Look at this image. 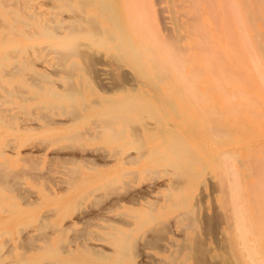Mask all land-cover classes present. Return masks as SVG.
<instances>
[{"label": "rangeland", "instance_id": "374dc122", "mask_svg": "<svg viewBox=\"0 0 264 264\" xmlns=\"http://www.w3.org/2000/svg\"><path fill=\"white\" fill-rule=\"evenodd\" d=\"M30 1H32V0H29L28 3H30ZM122 1L123 0H120L121 7L124 4V2L122 3ZM124 1H126V0H124ZM131 1H132V3L135 2L137 4L138 3L140 4L139 5L140 7L136 6L137 8H139V10H142L143 7L141 8V6H144L145 9L144 8L143 9L146 10L145 13H148L147 11L151 8L150 9L151 12L149 10L150 14L149 13L146 14V15H150L149 16L150 20H149V18L147 16H146L147 18L144 17L145 13L143 14L142 12L144 10H142V12L140 11V14L142 13V15H141L142 17L139 15L141 17V19H140V17H139V19L137 18L136 22L141 21V20H148V21L151 22L150 23L151 25L153 24V27L149 26L150 25L149 22H148V26L151 27L150 28L151 31L153 29V31H154V33L156 34L157 37L154 34H152L153 36H155L156 38H158V36H159L161 39L166 37V40L169 37L168 41H165V39H163L162 42H164V43L166 42L165 44L169 43L170 45L169 44L168 45H169L170 48L167 45L164 46V44H163V46L165 48H163L162 42H159V41H157V42H158V44L160 43V46L159 47L156 46V48H158V50H159V48L161 46H162V50L167 48L165 50V52L168 49H173L174 52L179 54L180 57L182 55L185 56V57L182 56L184 58V60H182L184 63H181L180 69L175 70V71L180 73L183 70L182 73L184 74V76H186L188 74V72H190L189 70L196 68V67H193L194 65L198 66V69H195L196 71L195 70H191L192 73L190 72V75L186 76L188 78L187 82L184 81V79L180 78V74H182V73H180L178 75V73L175 72V73H177V75H176L174 73V71L173 72L171 71L172 73L169 72V73L172 74L171 75L172 77L170 76L171 78H168L169 77L168 75H170V74L169 73L167 74V77H166L167 79H165V81L168 80V81H166L167 84H166L165 81H164L165 83L164 82L161 83V94L159 96L160 97L161 96H167L168 99L163 97L165 99V102L166 103L172 102L174 104V106H175V108L177 110V115H175V114H172V115L167 114L166 115L165 112L163 111V110L167 109L165 107V105H161L160 102H157L154 99H151V101L155 103L154 105L162 110L161 115H163V118L160 121H161V124L163 123V125L161 126V124L158 123L159 122L158 119H157V123H156L155 118L154 117H150L145 112H143L144 114L141 113L142 115L139 114L138 118L141 117V116L143 117L144 115L146 117L139 118V119L137 118L134 121L132 120V122L129 123V125H131V123H132V125L135 124V128L129 127V125L127 126V133H126V136H125V141L129 142V144H127V145H125L123 147V150L126 151L123 156L124 157H128L130 155H136L137 154V151L135 150V147H136L137 144H136V142L133 141L134 140V134L132 133L133 129L136 130L137 127H138V129L140 128L139 129V130H141V134L140 135L143 136L145 134L144 132L146 131L145 128L147 126L155 128L156 130H160V127L161 128L171 129L172 126H174V124H175L176 126H174V128H172V129H174V131H177L183 138H185V140L187 141L188 145L189 146L191 145L190 149L191 150L194 149L193 152L197 155L198 158L200 157L199 158V160H200L199 166L197 165L195 167L196 170L194 169L197 172V174L194 171L195 174L193 173L191 175H188L187 177L186 176L184 177L181 174H179L176 170H174L175 168H173L171 165L162 164V163H150V164H147V162L145 160L141 161V162H137V163H130V164L126 165V169H128L131 173L129 175L120 176L118 179H116L110 185V187H111L114 184L115 185V190H114V187H111V188H113V190H111L110 187H107V188H104L105 189L104 191L97 192L95 194V197H89L85 201L82 200L81 204L78 203L77 201L71 202V198L73 196L79 195L83 189L89 188V187L93 188V187H96L98 185V182H99L100 178L104 175L105 170H102V168L98 167L97 164L100 163V161H102V160H103V162H105V161H110V162L113 161V163L117 162L116 158L113 156L112 153H114L115 150L118 149V146L106 142L103 138L94 139V140H91L89 138H84V140H83V138H81V140L83 142L79 139L80 140L79 144H78V141H76V140H73L72 143H70L71 142L70 139H66V138L62 139L61 137H62L63 134L73 130L74 129L73 125H71V124H68L66 126L63 125L65 127L59 126V123L68 122L69 119H67L66 116H62V115L61 116H57V115H55V119L48 120V121H41L39 118H37V117H41L42 115H44L46 113L51 114L54 111V109L52 107H51V110H49L50 108L48 110L45 109L46 104L43 107L44 104L40 103L38 101V99L40 98L39 92L36 91V89L32 85H30L31 87H29V84L35 78H37L39 82L40 81L41 82L44 81L43 79L40 80L39 79L40 77H38V75L36 76V74H35V73H37L36 70L42 71V72L45 71V72H48V73H55L57 71V69H58L56 67L58 58H56L54 56L55 55L54 52L51 51L52 50L51 46H56L57 41L53 40L49 36H46V35L43 36V32H44V28L46 27V25H47V27H49L48 26L49 24H50V27L52 26L53 28H56L58 25L54 24V22L59 24V26H60V23L56 22V20L57 21L60 20V17L62 19H65V20L69 19L70 15L68 13L70 11L67 8L60 7L61 4H62V1L61 0H52V1H49V0H34L31 4H29V8L26 6L28 3L24 1L27 4H25V3H24L25 5L23 4L24 5L23 8H22V11L24 9L23 13H22L21 10H19V9H21L20 6L15 7V8H9V6L8 7H4L3 3H2V5L0 6V7H2V8H0V23L4 21L5 23L7 22L6 23L7 25L4 22L3 23L5 25L4 24H0V44L4 41L3 42V47L0 49V54L3 53V52L11 54V57L13 56L14 59H16V62L19 61L18 63H16L17 66L21 67L20 73H18V74L16 73V75L12 74V75H15V77L12 76V75L11 76L7 75L8 76L7 77L4 71L10 70L12 65H15L13 60H12L13 57L12 58L10 57L9 60L4 63L3 67L0 68V84L2 86L4 84V87L7 86V89H8L7 93H9V91L11 89L13 90L10 94H8L7 97H5V95H7V94H5L4 92H6L7 89L5 88L6 89V91H5L4 88L0 87V99H1L0 103L1 102L3 103L4 97L9 101L8 102L5 99L6 102H4V104L1 103L2 105L0 104L1 105L0 111L2 109H8V110L11 111L10 113L13 114V117L15 116L14 117L15 119H13V121L8 120L7 117L4 118L6 121L8 120L7 124L0 123V151H2L0 153V165H1L0 166V173H1L0 174V178H1V180L3 179L2 180L3 183L0 182L1 183L0 186L2 187V188L0 187L1 188L0 189V200H1L0 201L1 202L0 203V245H3V242L5 244L2 247L3 253H1V252L0 253L2 255V258L4 259L2 261L3 264L4 263L5 264H8V263L10 264L9 260L13 261L12 264L14 262H15L14 264H23L22 263L23 261H21V262L18 261L19 260L18 257H21L23 259H25V257H26V260L27 259L30 260L37 253L36 250H33V249L29 250V253H30L29 254L28 251L26 252L24 249H22L19 246H22L24 244H25V246H27V245H29V241H33L32 242L33 245L36 243L37 247H41L42 244H44L43 238L40 237L41 236L40 233H42L43 229H44V231L48 229L47 232H45L46 233L45 235L43 233L42 234H43V236H46V238H48L47 237L48 235L50 237H52V238L49 237L50 241H52L51 242L52 244L64 246V245H66L65 243H67L68 247H72L73 246V247H77V248L80 249L81 247L77 243L79 241L78 239H76V240L74 239L75 242L73 240H70L69 242H67V240L71 239V236H72V239H73V238H75V236L77 234L79 235V233L85 232V231H83V229L86 230V228L89 226L90 228L87 229L89 232H85L87 234H86V240H84V241H86V242H88L90 244H93L96 247H99V248H101V247L104 248L105 247L106 250H108V249L110 250L111 246L108 243L96 240L95 238H93V236L100 237V235H102V233L104 231H106L107 228L109 227V223L107 221L111 222L110 220H112L114 223L116 222V224L124 225L125 227H133L136 224V221L139 220V218L136 217V216L133 217L132 214H131L132 212L130 211V209L139 208V207L145 206V207H143L144 211L146 213H149L151 208L154 209L153 204H155V206L157 205L155 207V209H154L155 212H152L153 216L151 217L149 215H146V217H145L146 221L144 223L145 225L143 224L144 226L142 225L141 228H139L133 234L134 235V244L138 246L139 245L138 242L141 243L138 248H137V246H135L136 257H134V260H135V262L137 264H164L163 262H165L166 260H167L166 261L167 264H197L198 261H199L198 264H201V262L202 263H206V264H212V262H210V261H214L213 262L214 264H226L225 262H223V260L221 258L222 254H220V253L226 251V246H224V245H226V242L223 241V239H224L223 235L224 234H225V236L228 235V231H227V229L229 228L228 227V223L232 222V221H230V218L232 219V217H233V213L232 212H228V210L229 211L230 210L233 211L232 204L234 203V201H233V197L232 198H230V197L234 196V192H237L236 194L238 196L239 195L240 196L243 195L241 197L239 196L240 198L243 197L244 200L245 199L249 200V202L246 201L245 204H244V200H243V202L241 201L242 202L241 204H243L242 207L245 210L248 209V211H250V212L247 211L248 213H251V214L255 213L256 214V212L258 211V210H256V212H254L256 208L253 207L255 209H252V205L251 204L253 202V204H254L253 206H255V204L258 202L259 198L261 199L264 196V191H263L264 187L262 185V184H264V182H262V181L260 182V179H262L264 181V179H263L264 178V174L262 175V173H261V171H262L261 168L262 167H263V171L262 172H264V156H263L264 150L262 149V148H264V124H263L264 120H263V117H261V116L258 118V115L262 114L264 116V114L260 112V110L262 112H264V97H263L264 96V91H263L264 88H262V86L264 87V82L262 80V77L260 76V74L255 72L256 73V79H255V73H254L255 70L253 68H251V67L249 69L247 67H244L245 71L243 69H240V67L242 68V66L245 65V64L251 65L252 62H250L249 60H243L244 62H242L240 60L242 63L240 61H235V60H231L230 62H228V60L223 61V59H222V62H219L218 60H216V61L219 62V64H218L215 61L213 62L214 59H209L208 63L210 65V67H208L206 64L204 66H207L208 68L211 69V68H213L212 67V63H213L214 64L213 66H214V68L216 67L217 71H219V69H220L221 74H222V75L221 74L220 75L222 77H220L219 74H216L215 70H214L215 71L214 73H211V72H213L214 68L212 69V71L209 69V71L207 72L205 70V69H207V67L205 68L203 66V63H205V62H203V60H207L208 61V59H206L207 55L204 54V52H203V54L206 55V56H203V57H205V59H204L203 57H200V53H199V57L198 58H200V59L197 58L198 50H199V52L202 51L201 50L202 46L201 47L199 45L197 46L198 43H196V47H198L196 50L194 48L195 46L194 47L192 46L193 45L192 43L194 42V37H195V40L197 38H196V36L193 37V35H194L193 32H192L193 34L192 33H188V29H190L189 32L194 31V30L191 29V26L188 27V22L186 20L187 19L186 17H188L187 13H185L186 15L182 14V12L184 10H186L185 9L186 7L184 8V5H182L179 8L181 0H178V2L175 0L176 3H173L174 0L171 3H169V1H171V0H169V1L168 0H157V1L156 0H152V2L150 0L149 1L147 0L146 3L148 5L143 4L144 0H141V1L140 0H135V1L131 0ZM131 1L127 0V2H125L126 5L124 7L125 8L128 7V8L125 10V8L123 7L124 8L123 11L126 12L125 13L126 16H127V14L129 15L127 19L130 22H133L135 24L136 23L135 22L136 19H135V16L132 15L131 12H134L135 15H136L137 13H139L138 12L139 10L137 9V12L135 11L136 8H134V6H132ZM160 1H162V2L165 1V3H167L166 1H168L169 6L171 4V6L169 7V11L170 12L168 11V13H170L171 15H174L175 13L176 14L181 13V14H178V18L181 15L186 16V17H184V19H183L182 16L180 17V19H182L180 21V23L184 20L183 26L181 25L182 29L178 27L180 25L176 23L175 19H173V17H175V15L171 16L172 18L170 17V19L174 23L163 20L164 17H165V20L167 18L169 20V17L165 16L168 13H164L165 12L164 10H166V6H168V4H166V6H163V4H165V3H162ZM0 2H2V0H0ZM6 2H7V0H6ZM6 2L4 1V3H6ZM12 2H15V0L12 1ZM12 2L8 1V3H12ZM17 2L20 4V3H23V0H18ZM153 2H154V4L156 3L155 5L160 6V9L163 6L164 8H162L161 10H163L164 12L163 11L161 12L159 7H156L155 5H153ZM183 2H184V0H183ZM183 2H182V4H188V2H186V0H185L186 3L185 2L183 3ZM178 3H179V5H178ZM55 4L57 6L60 5L59 8H55L56 7ZM51 5H54V6H51ZM172 5H175V6L178 5V6H176L178 8V10L176 9V7L173 6L175 8L174 11L176 10L178 13L173 11ZM30 6L33 7V8H30ZM151 6L155 7V10L157 11L156 13H158L159 10H160V12L158 14H156L154 12L155 10H153L154 7H151ZM186 6H188V5H186ZM182 7H183V9H181ZM129 8H130V10L132 9L133 11L131 10V12H130ZM4 9L7 10V11L12 9L14 13L17 12L16 14H14L16 16L17 22L20 21V20L22 22L27 21L26 20V17H27V19L29 20L27 22V25L30 24L31 26H27L25 24V22H24V24L22 22L16 24V22H15V26H14L13 22H14L15 16L13 15V13H10V11H9V13H7L5 15V11H3ZM62 9H64V10H62ZM58 10L60 11V13H58L59 12ZM127 10L129 12H127ZM171 10H172V12H171ZM34 11L37 12V13L35 14ZM63 11H65V12L63 13ZM77 12L82 15V12H79V11H77ZM166 12H167V10H166ZM32 13H34V14H32ZM70 13L72 15V12H70ZM78 13L73 14L71 17L75 16ZM162 13H163V15H162ZM152 14H153V16H152ZM170 14H168V15L170 16ZM32 15H35V16H32ZM11 16H12V19H11ZM131 16H133V17L131 18ZM57 17H58V19H57ZM71 17H70V19H71ZM154 18L155 19L158 18V19H156V22L153 21V20H155ZM11 20H13V21H11ZM51 20H55V21H51ZM141 22H138V23H141ZM160 22L161 23L163 22L161 24V26L164 27L163 29L166 30L167 33H168V34L167 33L165 34V37L162 34V33H164V30L162 29V27H161V29H157L158 26H159L158 28H160ZM138 23H137V25L136 24L135 25L141 27L144 31H146V30L150 31V29H147L149 27H147V26L145 27V25H144L146 23V21L142 22L141 26ZM156 23H158V24H156ZM53 24H54V26H53ZM154 24L156 25V27H155ZM174 24H176L177 26L174 25ZM5 26H8V27H5ZM168 26L170 28L171 27H176V28H174L175 32L177 31L178 33H180V32L181 33L180 34L175 33L176 35H174V36H178V35H180V36L177 37V38L176 37L174 38L173 34L171 33V30L169 29L170 32H168L169 30H167L169 28ZM165 28H167V29H165ZM154 29H156V30H154ZM171 29H173V28H171ZM58 30H59V28H58ZM184 30H186V31L184 32ZM12 31L14 32V34H16V37H15V35H13ZM153 31L151 33H153ZM172 31H174V30H172ZM17 33H19L20 36ZM31 34H33L34 36L31 35ZM159 34H161V35H159ZM169 34L172 36V38H173V39L171 38L172 40H169L170 37H171ZM181 34H187V36H189L191 34L192 36L191 35L189 37H187L185 35L181 36ZM3 35H5V37H2ZM29 35H31L33 37L27 38V37H30ZM183 37H185V39ZM2 38H4V40H2ZM156 38H154L155 41L157 40ZM182 38L184 40H182ZM161 39H160V41H161ZM178 40H179V42H178ZM82 42L83 43L85 42V43L83 44ZM149 42H150V40H149ZM151 42H152V40H151ZM182 42H183V44H182ZM196 42H197V40H196ZM81 43L84 46L88 44V42L86 40H81ZM158 44H156V45H158ZM174 44H175V46H174ZM185 44H186V46L188 44L189 47L186 48ZM178 45H179V47H178ZM181 45H182V47L183 46H185V47L182 48ZM84 46L81 47L83 49L80 48V52L83 51L84 55L86 54L85 52H87L88 55H89V53H91V55H89V56L90 57L92 56V58H94L95 60L98 58L99 61L96 60V62L98 61L97 63L99 65L96 62H94V61H93L94 62L93 63L91 61L89 62L88 60H84V59H87V58L82 59L83 56L81 55L82 53H80L81 56L80 55L79 56H80V58L81 57L82 58L80 59L79 56H78V57H76L74 59L77 60L81 65H83V67H84V65L87 67L90 64H93V65H91L93 67V69H90V66H89V68H87L88 71L86 70L87 74H86L85 71L84 72L82 71L81 74H79L78 76L75 77L76 78V82L82 83L83 81H85L86 78H88V79L91 80L90 83H89L90 84V89H94V88H97V87L110 88L113 85L116 86L115 84H117V85L121 84L122 85L123 82L125 84L128 83V82H129V84H135L137 82H141L142 79H140L133 72H131L130 69L128 67H126V66L121 68V70H122L121 72H124L126 74L117 72V71H120V69H119L120 67L119 66L122 63L118 62L119 65H118V68H117V62L115 61L113 56L110 55L111 52H109L107 50H104L102 48H99V47L91 46V48L94 51L93 53H97L96 54V58H95V56H94L95 54H93L91 52L92 49L88 50V48H90V47L86 48ZM47 47L49 48V50L51 48L50 52H48V49H47V51L45 50ZM173 47H175V49ZM190 47L193 50L192 49L190 50ZM179 48H180V50H179ZM17 49H19V51H17ZM182 49H184V50H182ZM15 50L17 52H19V53H17ZM156 51H157V49H156ZM159 51H157V52H159ZM180 51H181V53H180ZM183 51H185L187 54L186 53L185 54L182 53ZM14 52H16V53H14ZM162 52L163 51H161V53ZM165 52H163V53H165ZM189 53H191L192 56H190ZM159 54H160V52H159ZM159 54H158V56L160 57V62L162 61V63L163 62L165 63L164 58L166 60H168L167 59L168 57L166 58L165 56H163V54H162V56L159 55ZM201 54H202V52H201ZM105 55H107L108 58ZM166 56H167V53H166ZM182 57H181V59H183ZM191 59H192V61H191ZM196 59H197V61H196ZM24 60H26V64H24L25 67H23V64L21 63ZM30 60H32V63L30 62ZM82 60L84 62L88 61V63H90V64H88V63H87V65L85 63L83 64ZM193 60H195V61H193ZM189 61H191V62L189 63ZM211 61H212V63L210 64ZM233 61L236 62L235 66H233V64H234ZM247 61H249L250 63H248ZM186 62L188 63L187 66H189L187 68L185 67L186 66ZM215 63H217V64H215ZM222 63L224 65L221 66L220 64H222ZM229 63H230V65H229ZM33 64H35L37 66H35ZM192 64H193V66H192ZM217 65H220V67L218 66V69H217ZM231 65H232V70L233 71L232 70H228V68L229 69L231 68L230 67ZM108 66H110V69H109ZM122 66H123V64H122ZM183 66L186 69H182L181 70V68H183ZM201 67L203 68V71L205 73V75L203 74V77H202V73L200 74V72L202 71ZM226 67H227L226 71L228 73L225 70H222V69H225ZM245 68H247V71H246ZM1 69H4V70L1 71ZM89 69H90V71L91 70H93V71L88 74ZM111 69L115 70V71L113 70L115 74L113 73V71ZM108 70H111L112 73H111V71H108ZM198 70L199 71L201 70V71L198 73ZM239 70L240 71L242 70V72H240V73L242 74L243 77H240L241 75H240V73H238ZM224 71L226 72L225 75L223 74V73H225ZM235 72H237V73H235ZM31 73H32V77L31 78H33V79L30 81L28 79H31L30 78ZM109 73H111V75H115V76L119 73L121 76L118 75L117 78L114 76V78L111 79L113 76H111ZM193 73L196 74V76ZM208 73H210L211 75L208 74ZM217 73H219V72H217ZM19 74H21V75H19ZM183 74L181 75V77H184ZM198 74H199V76H198ZM212 74H213L214 77H215V75H218V76H216V77H218V79L219 78H223L224 79V81H223L224 84L222 83L223 79L219 80V84H220V81H221L222 85H224L222 87L223 88V92H221L222 90H221L220 87L216 89L217 84H215V82L216 81L218 82V79L215 78L217 80L213 81L214 78H213ZM228 74H230L229 76H232L231 77L232 78L231 81H229L230 77L227 76ZM234 74L236 75L235 77H237V81H239L240 84L243 83L246 80H247V82L243 83V85H240L239 82L238 83L236 82V84H235L236 79H235V77H233ZM122 75L124 76V78H126L129 81H127L126 79L121 80L119 77L123 78ZM125 75H127L128 78L132 77L131 81L133 83L130 81V79L127 78V76L125 77ZM34 76H36V77H34ZM79 76L81 77V79H80ZM175 76H178V77H175ZM194 76L195 77H199V78L202 77V78L201 79H199V78L196 79ZM244 77L245 78L247 77L248 79H250V81L248 79H245ZM258 77H259V79L257 80ZM9 78H10V80H9ZM12 78H13V80H12ZM176 78H179L180 80L176 79ZM243 78H244V81H243ZM117 79H118L119 83H120V81H123V82L118 84ZM169 79H171V80H169ZM189 80H191V82ZM198 80H200V81H198ZM259 80L262 81V83H260V85H259V82L258 83L255 82V81H259ZM56 81H57V79H56ZM62 81H65V80L63 79ZM179 81H180V83L182 82V84H180ZM196 81H198L199 85L198 84L195 85V83H197ZM184 82L187 83V84L189 83L187 86L189 87V85H190V87H191V89L187 87L188 89L191 90L190 97H188L189 96V92H188L189 90H186L187 88H186V84ZM229 82H231V85L229 84ZM248 82L250 84H248V87H247V83ZM174 83L176 84L175 86L173 85ZM206 83H207V87H206ZM251 83H253V84H251ZM17 84H20V85H17ZM40 84L44 85V87H47L49 85L46 82H42ZM170 84L173 85L172 88H173L174 91L177 90L176 92H179L178 94H175L174 91L172 92V90H171V92H169L168 89H170V88L165 90V88L169 87ZM237 84L240 86L241 89H243V88H245V89L242 90V91L239 89V90H237L238 92H236L235 90H236V88L238 86ZM244 84H246V86ZM261 84H263V85H261ZM166 85H167V87H166ZM179 85H182L183 89L186 90V91L183 92L182 87H179V88H181V89H179L177 87ZM184 85H185V87H184ZM213 85H215L216 87L212 88ZM222 85H220V86H222ZM228 85H229V88H228ZM234 85H236V88H235ZM225 86H226V88H224ZM231 86H232V89H231ZM260 86H261V88H260ZM18 87H20L22 90L23 89H25V90L28 89L27 90L28 92L26 91L28 94L27 93L22 94V95L27 96L26 99H25L24 96H23V99H22L21 94L20 93H16L18 96H20V97L17 96L18 98L22 99L23 101H26L25 103H23L22 100H19L17 97H14L15 95H13V94H15V91H14L15 89L16 90H21L20 88L18 89ZM174 87H176V88H174ZM192 87H194V88H192ZM250 87H252V88H250ZM196 89H198V90H196ZM209 89H212V90H209ZM218 89H220V92H218ZM259 89L260 90L263 89L262 90L263 92L261 91V93H260ZM25 90H24V92H25ZM180 90H182V91H180ZM231 90H234V91H231ZM145 91L148 92L147 96H144L145 98H148V97L149 98H153V97L155 98V97L158 96V94L156 95V93L151 91L149 88H146ZM97 92H98L97 96H105V94H106L105 90L102 91L100 89H97ZM182 92L183 93L187 92V93H185V94H188L187 96L185 95V98L187 97L186 99H184V96H183ZM193 92L195 94L197 92V95H199V94L200 95L198 97H194V96H197V95H195ZM33 94H34V96H33ZM244 94H245V96H244ZM1 95H3V97ZM9 95L11 96L10 97L11 100L9 99ZM28 96L36 97L37 99L36 98L33 99L31 97L32 100L29 101L30 97H28ZM201 96H202V98L204 100L201 98ZM93 97H95V95H93V94L88 95V99H92ZM180 97L181 98L183 97V99H181ZM193 97L195 99L198 98V99H196V101L198 100L199 102L195 101V103H194L195 99H188V98H193ZM207 97H210L211 99L209 98V100H205V99H207ZM231 97H233V98L231 99ZM246 97L248 98L247 102L245 100ZM200 99H201L202 102L203 101L204 102L202 103L200 101ZM230 99L233 101V103H232V101H230ZM252 101H254L255 104ZM248 102H251V103H249V105H248ZM205 103H207V104H205ZM230 103H231V105L233 107L230 106ZM242 104H243L244 107L242 106ZM246 105H248V106H250V105L252 106L253 105L254 108L247 107ZM37 106L42 111H40L37 108ZM209 106L213 107V108L212 107H210V108L213 110L212 112L214 114H215V112H218V113L215 114V115L213 113H211V109L209 110ZM42 107L44 109H41ZM196 107H198V109L200 107L201 111L199 110V112H200L199 115H201L202 113H204V116H206L207 114H209L211 116L213 115V117L215 119V122L212 120L213 117L211 119L210 116H208V118L210 119V122L212 124H210V122L207 120L208 118H206L204 116H202V118H206V120L204 119V121H203V119H201V117H199L198 114L196 115V113L198 112V111L197 112L195 111V109H197ZM205 107H207V109L209 111V113L207 112L206 115H205L206 111L204 109ZM256 107H257V109H256ZM32 108H33V111H32ZM232 108H234L235 110L232 109ZM245 108L248 109V112L250 111L249 109H251V111H250L251 114L247 112L250 115V118L247 117L249 115H247L244 118L243 111H245V112L247 111V109H245ZM188 109H191V110L188 111ZM202 109H204V112L202 111ZM252 109H253V111H252ZM26 110L28 112H30V113L25 112ZM236 110L238 111V114L242 113V115H239L237 118L241 119L243 117V119L238 120V119H236V117H234L235 115H238ZM228 111H233V113L230 112V114L232 113L234 116L232 114L231 115L235 119H233V117L231 115H230L231 117L228 119V117H227V116H229L228 115L229 114ZM256 111L259 112V113L257 114ZM41 112L44 113V114H41ZM235 112H236V114H235ZM253 112H254V114H253ZM89 113H92V112L89 111L88 114ZM219 113H220V115H219ZM247 113H245V115ZM194 115H195V117H194ZM186 116L187 117L189 116L188 119H187ZM256 116L258 118V119H256L258 122H256V120H255ZM216 117H218L217 118L218 120H216ZM251 117H253V118L255 117L254 118V122L258 125L257 127L254 126L255 125L254 123H252L253 118H251ZM197 119H198L199 122L198 123L195 122V124H194V121L195 120L197 121ZM259 119H261V120H259ZM192 120H194V121H192ZM236 120H238V122H236ZM147 121H149V122H147ZM228 121H229V123H228ZM239 121L240 122L243 121L244 124L241 122L242 125H240ZM92 122H93L92 120L85 121L84 123H82V125L80 127L81 128L85 127L86 129H90V130L95 129V131H97L98 129H96V126ZM144 122H145V124H144ZM207 122H209V123H207ZM136 123H138L139 126ZM168 123H169V125H168ZM233 123L236 126L233 127ZM249 123H252V124H249ZM186 124H187V126H186ZM260 124H261V127L259 128ZM170 125H171V127H170ZM211 125H214V127L220 128V130L218 128H216L218 131H214L215 128L213 126H211ZM246 125H247V127H246ZM131 128H133V129H131ZM206 128H208V129L211 128L210 131L212 130V132H210L209 130H208L209 131L208 132ZM227 129H229L228 130L229 132L227 131ZM242 129L243 130L246 129V130L242 131ZM249 129L251 130L252 133H254V132L256 133L255 136H254V134L248 133V132H250ZM213 131L216 134H218L219 136L216 135ZM220 131H225V133H227V134L222 133ZM259 131H260V134H259ZM138 132H140V131H138ZM245 132L247 133V135H246ZM229 133L232 135L234 142L233 141L229 142V140H230L229 138L230 137L226 138L227 136H229ZM243 133H245V134H243ZM205 134H207V135H205ZM220 134H222V135L220 136ZM210 135H212L214 138L211 137ZM225 135H226V137H225ZM205 138H208V139H205ZM217 138H220V139H218L220 142L217 140ZM222 138H224V139L226 138V139L225 140L223 139V141H222ZM241 138H243V140ZM86 139H88V140H86ZM239 139H241V140H239ZM216 140H217V142H216ZM239 141H242V142H239ZM243 141H245V143ZM73 142L74 143L76 142V143L74 144ZM237 143H238V145H237ZM154 144H155V141L148 142V146H153ZM226 144L228 145V147H227ZM3 148L5 149L4 153H3ZM201 148L202 149L204 148V149L202 150ZM256 148H260L262 150V153H261L260 149L257 150ZM254 149L257 150V151H254ZM32 153H34V155H32ZM225 153H228V155H230V154L233 155L234 154V156L236 158L233 156V158H231V159L230 158L225 159V158H227L225 156H228ZM236 153L239 154L238 155L239 157L237 156ZM255 154H256V156H255ZM68 155H73V156L87 155V156H91V157H94V158L98 159V161H96L97 163H95L96 166L93 167L94 161H92V163L91 162L90 163L89 162L77 163L78 162L77 159L65 157V156H68ZM218 155L221 156V157L219 158ZM231 155L228 156V157H232ZM252 155L255 156V158L251 159V161L252 160L253 161L250 164V166L254 165L255 169L253 167L251 168L249 166V162H251V161L248 158L250 156L253 158ZM261 156H263V157H261ZM212 157H214V158H212ZM215 159H216L215 163H212L211 160L213 161ZM229 159L232 160V161H230ZM233 159H234L235 162H233ZM245 159H247V160H246V162L243 163V161H245ZM226 160H228L230 163L228 161L226 162ZM248 160H249V162H247ZM255 160L258 161L257 165H260V166H256V163H255L256 161ZM260 160H261V164H259ZM201 161H204V163H202L204 166L201 165ZM219 161H221L222 164ZM237 161H238V163H237ZM240 161H241V163H240ZM2 162H4V163L8 162L6 164L8 166H4L5 164H3ZM209 162H210V164H209ZM232 162H233L234 165H231L232 166V168H231L230 164ZM223 163L225 165H227V166L225 167L223 165ZM213 164H215L216 166L213 165ZM217 164L218 165L221 164V165H219L217 167ZM228 165L230 166V168H228ZM239 165H243L245 167L246 171H244V169H243L244 167L240 168L241 166H239ZM234 166L237 167V169H235ZM204 167H207V168H204ZM247 167L250 168V171L248 170ZM74 168L75 169H79V171L76 170L77 172H74ZM223 168L226 170L227 173L223 170ZM238 168H240V170ZM257 168H259V170L260 169L261 170L258 171ZM11 169H13L15 171H13ZM71 169L73 170L74 174L77 173L75 175L82 176L83 179H84L83 184L79 185L77 188H74V189H73V187L71 185L68 184L67 173L69 171L72 172ZM218 169H220L221 171L223 170L219 174L220 177H218V175H216V174H218L217 173ZM251 169L254 170V171L257 170L258 172L257 171H255V172L260 173L263 176V178L260 177L261 175L255 174V173H252V175H251L252 177H250V175H248V172H249V174H251V172H254ZM4 170H7V171L10 172V174H8L9 176L8 175L7 176L3 175L4 172H7V171H4ZM220 170L218 172H220ZM227 170H229L230 172L227 171ZM240 171H241V173H240ZM16 172H18V175H17ZM70 172H69V174H70ZM224 172H225L226 177H223L225 175H223L222 177H223L224 184L227 183V188L229 187L228 184L230 183L229 184L230 187L228 189H226V184H225V186L223 184V186H224L223 187L222 183H220V182H222L221 175L224 174ZM231 172H233L234 176H233V174ZM11 173H13L14 175H11ZM78 173L81 174V175H79ZM227 174L232 177L231 178L232 180L229 178L230 176L227 177L228 176ZM237 174H240L242 176L241 179H243V180H241V182H240V183H242V185L240 183H238V184H235V186H232V184L236 183V181H238V182L240 181V178H239L240 175H238L239 176L238 177ZM245 174L248 175L249 177H247ZM258 175H259V177H256ZM13 176H16V177L13 178ZM181 176H182V178H180ZM188 177H190V178H188ZM254 177L256 178V180H259V181L256 182ZM20 178H21V181H20L21 183L17 184L19 182ZM183 178L185 180V181L183 180L184 182L182 181ZM185 178H187V180ZM228 178L233 183L230 180H229V183H228L227 182ZM10 179H11V181H10ZM15 179H17L16 180L17 183L15 182ZM234 179L236 181H233ZM8 180L10 182H9V184H6V183H8L7 182ZM123 180L124 181L127 180V181L123 183ZM216 180L218 181V183H217ZM247 180L248 181L250 180V182H248ZM176 182L182 183V184H179L180 186L178 185V189H176L177 187H175V185H176L175 183ZM249 183H252L253 187L258 186V185H261V186H259L260 188L256 187L255 189L253 188V190L251 189L253 191L252 192L249 189L250 187H252V184H249ZM255 183H258V185L256 184L254 186ZM20 184H21V186H20ZM192 184H193V186H192ZM118 185H119V188L116 187ZM181 185L183 187H181ZM237 185L240 186V189H241V190H239L240 192H242V189H243V192H244V193L242 192L243 194H238L240 192H238V190H237L239 188V187L238 188L236 187ZM246 185H251V186L249 187V186H246ZM231 186L234 187V188H237V189H235V191L232 190L233 194L231 193V191L229 192V189L231 188ZM171 187L174 188V191H173V189L170 190ZM185 187H186V189H184ZM220 187H221L222 190L226 189L227 190L226 192L227 193L229 192V193L227 194L224 191V192H222L223 195H221L222 194L221 193L222 190H220ZM262 187H263V189H262ZM5 188L7 190H5ZM16 188L18 190H16ZM19 188H20V190H19ZM116 188H118V189H116ZM257 189H259V190H257ZM261 189L263 191V194H262L263 196L260 194L261 193ZM177 190H178V192H177ZM215 190H216V192H215ZM249 190L251 191V194H252L251 196H250V191ZM254 190H256V191H254ZM13 191H14V194H13ZM48 192L53 193L55 195V199L50 200L48 198ZM257 192L258 193L260 192V193L258 194ZM224 193L226 195H228V196L227 197L224 196ZM255 193H257L256 195H258L256 197V198H258V200L252 199V198H254L256 196ZM19 194H25L28 197L22 200L21 197H18V196L16 197V195H19ZM169 195H172L171 196L172 198ZM259 195L261 197H259ZM166 196L169 197L172 201H170V199L167 198ZM183 196H184V198H183ZM223 196L225 198H223ZM185 197H186V199H185ZM221 198H222V200L226 199V201L225 200L222 201ZM165 200H167V202ZM230 201H233L232 204H231ZM235 201H239L240 202V199L239 200L237 199ZM261 201H259L256 204L257 207H258L259 203L264 204V202H263L264 201V197H263V200H261ZM223 202H224L225 205L222 204ZM225 202L229 206H226ZM11 203H14L16 205L15 206H14V204L11 205ZM133 203H135L137 205H135ZM174 203L176 204V206H175ZM150 204L152 206H150ZM192 204L193 205L195 204V206H198V207L194 206V208H193ZM248 204H249L250 208H247V207H249ZM76 205H79V207L76 206ZM185 205H187V206H185ZM223 205H224V207L226 206L225 208L228 207V209L224 210ZM149 206H150V208H148ZM184 207H186V208H184ZM3 209H4V211H3ZM9 210H11V211H9ZM181 212L182 213L185 212V213L181 214ZM196 213H200V214H196ZM189 214H191L190 216L193 215V217H198V218L192 219L193 217H189ZM251 214H249L251 216V219H255L254 217H256V215L252 216ZM182 215H184V216H182ZM196 215H199V216H196ZM228 215L230 217H228ZM181 216H182V219L184 220L183 223L181 222L182 221L181 220ZM185 216L189 217L190 220H188L187 217H185ZM224 216H225V218L228 217V220H226L224 218ZM183 217H185V218H183ZM222 217L224 218V220H223ZM178 219L181 220V221L176 223V221ZM191 219L193 221L195 220V222H193ZM197 219H201V221L200 220L196 221ZM45 220H48V222L46 221L47 223H49V224H47L48 226L53 227L55 225L54 228L55 227L56 228L59 227L58 232L57 233L56 232L53 233L52 232L53 228H49L47 225L44 224ZM186 220L188 222H186ZM40 221L44 222V223H42L43 224L42 227H44V228H42V227L39 228V226H41V222ZM159 221L162 222V223L164 222V223L163 224L160 223V225H159ZM167 221L169 223H171V224L173 223V226H171V224H169L171 226V228L173 227L172 228L173 230L170 227H169L170 229H168V230H167V227L162 228V226H164V224H166V223L168 224ZM224 222H227V224H225ZM155 223H157L156 226L154 225ZM179 223H182V225H180ZM44 225L47 228H45ZM68 225L69 226L72 225V227H70V228L71 229L74 228L77 233L76 232L73 233L72 230L70 228H68L69 232L66 229L65 231L68 232V233L66 234L65 237H63V235H62V231L63 230L61 232L59 230L62 229L63 227H65V226H68ZM230 225H231V223H230ZM100 226L101 227H107V228H105L106 230H104V228H100ZM181 226L184 227L183 230H185L187 228L186 229L187 232L186 231L182 232V233H184V238H185L186 241L182 240L184 238H181L183 236L182 233H181V230H182L183 227L181 228ZM187 226H190V227H187ZM208 226H210V227H208ZM152 227H153V230H152ZM200 227L203 230H200ZM225 227L227 229H225ZM56 228L54 229L55 231H56ZM148 228H150V229H148ZM158 228L161 229V232L162 231L165 232L161 236V239L158 236L159 234L156 235V232L157 233L160 232V230H158ZM205 229L207 230L206 231L207 234L209 232H211L212 235L211 234L206 235L205 234L206 232L204 233ZM209 229H210V231H208ZM148 230H150V232ZM169 230L171 232H173V234H176V235H173L171 232H169ZM191 230H194V231H191ZM211 230L215 233L214 237H213V233H212ZM4 231H7V233L4 232ZM166 232H169V233H166ZM150 233H151V235L154 233L153 234L154 238L158 236L157 240L154 239L153 237L151 238ZM162 233H160V234H162ZM73 235H74V237H73ZM91 235H92V237H91ZM164 235H165V238L163 239ZM180 235H182V236L180 237ZM199 235H200L199 238H201L200 241L197 238ZM139 236H141L140 240L136 238V237L139 238ZM149 236H150V238L148 239ZM207 236L209 238H206ZM24 237L26 238L25 240L22 239ZM27 237H29V238H27ZM32 237H33L34 240L37 239V240H35L37 242H35L34 240H30V239H32ZM194 237H195V240H193ZM216 237H217V239H216ZM40 238H42V241H40ZM60 238L63 239L62 240L63 242L61 241ZM65 238H66V240H65ZM67 238H69V239H67ZM146 238L149 241L152 239V242L154 243V245L151 244L152 242H149ZM202 239L206 240L207 244ZM137 240H139V241H137ZM181 240H182V242L184 241L183 243L187 244L186 246L184 245V248L182 246L183 243L181 244L182 247L180 246ZM5 241H6V243H5ZM167 241H169V242H167ZM171 241H173V243ZM212 241H213V243H212ZM21 242L23 243L22 245H20ZM60 242H62V244ZM70 242H72V243L69 244ZM194 242L195 243L197 242V244H195ZM136 243H138V244H136ZM170 243H172L171 246L169 245ZM147 244L149 245V248H147L148 247ZM156 244L159 245V247H161V248H159ZM172 245L173 246L175 245V246L173 247ZM193 245H194V249H196V250L193 249ZM67 246H65V247L67 248ZM162 246H164V248H163L164 250L162 249ZM167 247L169 248V250H168ZM203 247L205 249H203ZM210 247L212 248V249H210L211 251L209 250ZM165 248L167 249V251H166ZM187 248H189V249H187ZM220 248L223 249V250H220ZM4 249H5V251H4ZM138 249L140 250V252H139ZM179 249H181V250H179ZM9 250L10 251L12 250V253H9V254H13V255H11V257H10V255L9 256L6 255L7 251H9ZM160 250L163 251V252H160ZM202 250H204L206 252L210 251L211 254L208 253L209 255L208 254H206V255L204 254L203 255L202 253L204 251H202ZM19 251L24 254L23 257L20 256V255H22V253H20V255L18 254ZM30 251H34V252H30ZM198 251H200V252L202 251L201 252L202 256L200 254H199L200 257L197 255L198 253H196V252H198ZM179 252H182V253L180 254ZM193 254H195L197 256V258ZM192 255L195 256V258L197 260L199 258V260L198 261H194L195 258L192 257ZM59 256L62 257V258L64 257L63 253H60ZM14 258H17L18 260H15ZM174 258L176 260H173ZM23 259H20V260H23ZM49 262H50V260H49ZM49 262L47 264H50ZM41 264H46V260L42 261ZM83 264H85V263H83Z\"/></svg>", "mask_w": 264, "mask_h": 264}, {"label": "bare ground", "instance_id": "6f19581e", "mask_svg": "<svg viewBox=\"0 0 264 264\" xmlns=\"http://www.w3.org/2000/svg\"><path fill=\"white\" fill-rule=\"evenodd\" d=\"M4 1L6 2V0H2V2H0V6L2 5V3H3V6L4 7H8L9 6V8H15V7H18V6H20V8L21 9H19V10H21L22 11V8H23V6L25 5V4H27L28 3V1L29 0H23V3H18L16 0H15V2H12V1H14V0H7V2L6 3H4ZM8 1L9 2H12V3H8ZM27 2V3H25V2ZM34 0H32V1H30V3H28L26 6L29 8V4H31L32 2H33ZM49 1H52V0H49ZM62 1V4H61V6L60 5H56V7L55 8H59V6L60 7H64V8H67L70 12H72V15L73 14H75V13H78L77 11H79V12H82V15L80 14V13H78V14H76L75 16H73V17H71L72 15H71V13L69 12L68 14L70 15L69 16V21L68 20H65V19H62L61 17H60V20L59 21H57L56 20V22H59L60 23V26H59V24H57V23H55L54 22V24H56V25H58L56 28H53L52 26V28L50 27V24L48 25L49 27H47V25H46V27L44 28V32H43V36L44 35H46V36H49V37H51L53 40H56L57 41V44H56V46H51L52 47V50H51V48H50V50L52 51V52H54V56L56 57V58H58V60H57V64H56V67L58 68L57 69V71L55 72V73H48V72H45V71H38V70H36L37 71V73H35L36 74V76L38 75V77H40L39 79L40 80H44V81H42V82H46V83H48L49 85L47 86V87H44V85H41L40 83H42L41 81L39 82L38 81V79L37 78H35V79H33V78H31L32 77V73H31V76H30V78L31 79H28V80H32L31 81V83L29 84V87H31L30 85H32L35 89H36V91H38L39 92V94H40V98L38 99V101L40 102V103H43L42 105H43V107L45 106V104H46V106H45V109H49V110H51V107L54 109V111H53V113H51V114H49V113H46V114H44V113H42L41 112V114H44V115H40L41 117H37V118H39L41 121H48V120H52V119H55V115H57V116H66V118L67 119H69L68 120V122H62V123H59V126H63V125H68V124H71V125H73V127H74V129L73 130H71L70 132H67V133H65V134H63L62 135V139H64V138H66V139H70L71 140V142L70 143H72V141L73 140H76V141H78V144L80 143V140H81V138H83V140H84V138H89V139H91V140H94V139H99V138H103L106 142H108V143H110V144H114V145H117L118 146V149L117 150H115V152L114 153H112L113 154V156L116 158V160H117V162H115V163H113V161L112 162H110V161H105V162H103V160L102 161H100V163H98L97 164V166L98 167H100V168H102V170H105V172H104V175L100 178V180H99V182H98V185L96 186V187H89V188H85V189H83L82 191H81V193L79 194V195H77V196H73L72 198H71V202H74V201H77L78 203H80L81 204V202H82V200L83 201H85L87 198H89V197H95V194L97 193V192H99V191H104L105 189L104 188H107V187H110V185L116 180V179H118L120 176H125V175H129L131 172L128 170V169H126V165L127 164H130V163H137V162H141V161H146L147 162V164H150V163H162V164H168V165H171L173 168H175L174 170H176L179 174H181L182 176H188V175H191V174H193L194 173V171L196 170L195 169V167L198 165L199 166V163H200V160H199V158L197 157V155L193 152L194 151V149L193 150H191L190 149V146L188 145V143H187V141L185 140V138H183L177 131H174V129H172V128H174V126H176L175 124H174V126H172V128L171 129H168V128H161L160 126V130H156L155 128H152V127H150V126H147L146 128H145V134L143 135V136H141L140 134H141V130H139L138 129V127H137V129L136 130H134L133 128H135V124H133L132 125V123H131V125H129V123L130 122H132V120L134 121L135 119H137L138 118V116H139V114L140 115H142L141 113H143V112H145V113H147L150 117H154L155 118V120H156V123H157V119L159 120V122L158 123H160L161 124V119L163 118V115H161V113H162V110L161 109H159L158 107H156L154 104V102H152L151 101V99H154L155 101H157V102H160L161 103V105H165V107L167 108V109H165V110H163L164 112H165V114L167 115V114H170V115H172V114H175V115H177V110H176V108H175V106H174V104L172 103V102H169V103H166L165 102V99L164 98H166V99H168L167 98V96H159L160 94H161V83H163L164 81H165V79H167L166 77H167V74L169 73V72H173L174 71V73L175 72H177V71H175V70H178V69H180V67H181V63H184L182 60H184V58L182 57V56H184V55H182L181 57L183 58V59H181V57L179 56V54H177V53H175L174 52V50L173 49H168L166 52H165V50L167 49H163L162 50V46H163V44H164V46H168L169 47V45L168 44H165L164 42H162V40L163 39H165V41H168V38H167V40H166V37H165V34L167 33V31L166 30H164L163 28L164 27H162L161 26V24L163 23H161L160 22V28H158L157 27V29H161V27H162V29L164 30V33H162L163 35H164V37L165 38H163V39H161L159 36H158V38H156L157 36H156V34L154 33V31H153V29H152V31H153V33H151L152 31H151V27H153V24L151 25L150 23V21H148V20H141L142 22H145L146 21V23L144 24L145 25V27L147 26V27H149V26H151V27H149V28H147V29H150V31L149 30H146V31H144L141 27H139V26H136L137 25V23L138 22H141V21H138V22H136L137 21V18L139 19V17L142 15V13L144 14L145 13V11L146 10H144L145 8H144V6H141V8H142V10H144L143 12H142V10H139V8H137L136 6H139L140 4L138 3H132V1H131V4H132V6H134V8H136V12H137V9L139 10L138 12L139 13H137L136 15H135V13L134 12H131V10H130V8H129V10H130V12L132 13V15H134L135 16V24L133 23V22H130L127 18H128V14H127V16L125 15V13L126 12H124L123 11V9L125 8L124 6L126 5V3L125 2H127V0L126 1H122V3L124 2V4L122 5V7H121V4H120V0H61ZM133 1H135V0H133ZM141 1V0H140ZM149 1V0H148ZM151 2H152V0H150ZM157 1V0H156ZM169 1V0H168ZM168 1H166L167 3H165V1H160V2H162V3H165V4H163V6H166V4H168ZM173 0H171V1H169V3H171ZM175 1V0H174ZM173 1V3H176V1L178 2V0H176L175 2ZM145 2V3H144ZM144 2H143V4H146V5H148L146 2H147V0H144ZM182 2H183V0H181V3H180V6H179V8L182 6V5H184V8L186 9V10H184L183 12H182V14H185V13H187V16L188 17H186V16H183V15H181L182 17H183V19H184V17H186L187 19V22H188V27H190L191 26V29L192 30H194V31H191V32H189L190 31V29H188V33H194V35H193V37L194 36H196V40H197V42H196V40H195V37H194V42L192 43L193 45V47L195 48V50L198 48V47H196V43H198L197 44V46L199 45L200 47L202 46V51H200L199 52V50H198V53H197V58L199 57V53H200V57H203V56H206V59H208V61L207 60H203V62H205V63H203V66L206 64L208 67H210V65H209V59H214L213 60V62L215 61V62H217L218 64H219V62H222V59H223V61H226V60H228V62H230L231 60H235V61H242V62H244L243 60H249L250 62H252V64L251 65H247V64H245V65H241L242 66V68L240 67V69H243L244 70V67H247L248 69L251 67V68H253L255 71H254V73L256 72V73H258V74H260V76L262 77V80H263V82H264V0H186V2H188V4H182ZM184 2H185V0H184ZM183 2V3H184ZM185 2V3H186ZM25 3V4H24ZM24 4V5H23ZM137 4V5H136ZM156 4V3H155ZM154 4V2H153V5H155ZM129 5V4H128ZM161 5V4H160ZM178 5H179V3H178ZM178 5H176V6H178ZM186 5H188V6H186ZM22 6V7H21ZM51 6H54V5H51ZM156 7H159V9H160V6H157V5H155ZM161 7V9L162 8H164V7ZM170 6H171V4H170ZM169 4H168V6H166V10H167V12H166V10H161V12L163 11L164 13H168V11H169ZM176 7L175 5H172V7ZM3 7V8H4ZM26 7V8H27ZM124 7V8H123ZM140 7V6H139ZM148 7V6H147ZM151 7H154V6H151ZM172 8L173 9V11H174V9L175 8ZM0 8H2V7H0ZM30 8H33V7H31L30 6ZM128 7H126L125 8V10L127 9ZM168 8V9H167ZM148 9V8H147ZM151 9V8H150ZM149 9V10H150ZM176 9L178 10V8L176 7ZM181 9H183V7L181 8ZM62 10H64V9H62ZM66 10V9H65ZM149 10L147 11L148 13H149ZM153 10H155V7L153 8ZM160 10H159V12H160ZM3 11H5V15L7 14V13H9V11H10V13H13V15L14 14H16V13H14L13 12V10L12 9H10L9 11H7V10H3ZM7 11V12H6ZM12 11V12H11ZM23 11H24V9H23ZM23 11H22V13H23ZM59 11V10H58ZM133 11V10H132ZM140 11L142 12L141 14H140ZM186 11V12H185ZM65 11H63V13H64ZM74 12V13H73ZM127 12H129L128 10H127ZM150 12H151V10H150ZM155 13L157 12L156 10L154 11ZM158 12V13H159ZM170 12V11H169ZM171 12H172V10H171ZM174 12H177L176 10L174 11ZM34 13L36 14L37 12H35L34 11ZM34 13H32V14H34ZM58 13H60V11L58 12ZM134 13V14H133ZM148 13H145L144 15V17L145 18H149V16L150 15H146V14H148ZM158 13H156V14H158ZM178 13V12H177ZM80 14V15H79ZM150 14V13H149ZM154 14V13H153ZM153 14H152V16H153ZM161 14V13H160ZM168 14H170V13H168ZM165 15V16H168L169 17V20H168V18L165 20V17H164V21H168V22H172V20L170 19V17L171 16H174L175 15V17H173V19H175L176 20V23L177 24H179L180 26H178L179 28H181L182 26H183V24H184V20L180 23V21L182 20V19H180V17L178 18V14H181V13H178V14H174V15H171L170 14V16L169 15ZM10 15V14H9ZM8 15V16H9ZM12 15V16H13ZM25 15V14H24ZM131 15V14H130ZM138 15V16H137ZM140 15V16H139ZM155 15V14H154ZM162 15H163V13H162ZM186 15V14H185ZM12 16H11V19H12ZM15 16V15H14ZM13 16V17H14ZM26 16V15H25ZM32 16H35V15H32ZM137 16V17H136ZM147 16V17H146ZM3 17V16H2ZM37 17V16H36ZM39 17V16H38ZM41 17V16H40ZM70 17H71V19H70ZM133 16H131V18H132ZM142 17V16H141ZM141 17H140V19H141ZM9 18V17H8ZM22 18V17H21ZM54 18V17H53ZM162 18V17H161ZM172 18V17H171ZM41 19V18H40ZM57 19H58V17H57ZM62 19V20H61ZM134 19V18H133ZM155 19V18H154ZM156 19H158V18H156ZM156 19L155 20H153V21H155L156 22ZM180 19V20H179ZM16 20V16H15V19H14V22H13V25L15 26V22H16V24L17 23H21L22 21L20 20V21H18L17 22V20ZM23 20V19H22ZM26 20L27 21H24L25 22V24L27 25V22L29 21L28 19H27V17H26ZM149 20H150V18H149ZM7 21V20H6ZM11 21H13V20H11ZM48 21V20H47ZM51 21H55V20H51ZM68 21V22H67ZM4 22V21H3ZM3 22H1L0 24H4ZM24 22H22L23 24H24ZM141 22V23H142ZM148 22H149V26H148ZM7 23V22H6ZM5 23V24H6ZM52 23V22H51ZM141 23H138L140 26L142 25ZM172 23H174V22H172ZM4 24V25H5ZM47 24V23H46ZM54 24H53V26H54ZM147 24V25H146ZM156 24H158V23H156ZM7 25V24H6ZM155 25V24H154ZM173 25V24H172ZM174 25H176V24H174ZM182 25V26H181ZM11 26V25H10ZM27 26H31L30 24L29 25H27ZM177 26V25H176ZM4 27V26H3ZM5 27H8V26H5ZM25 27V26H24ZM155 27H156V25H155ZM169 27V26H168ZM167 27V28H168ZM27 28V27H26ZM58 28H59V30H58ZM167 28H165V29H167ZM171 28H173V29H171ZM169 27L167 30H171V33L173 34V36L174 35H176L175 33H177V34H180V33H178L177 31L175 32V29L174 28H176V27ZM182 29V28H181ZM154 30H156V29H154ZM170 30L168 31V32H170ZM172 30H174V31H172ZM9 31V30H8ZM15 31V30H14ZM148 31V32H147ZM158 31V30H157ZM166 31V32H165ZM180 31V30H179ZM186 30H184V32H185ZM11 32V31H10ZM13 32V31H12ZM36 32V31H35ZM160 32V31H159ZM158 32V33H159ZM16 33V32H15ZM192 33V34H193ZM12 34V33H11ZM19 36H20V34L19 33H17ZM42 34V33H41ZM40 34V35H41ZM152 34H154L155 36H153ZM168 34V33H167ZM6 35V34H5ZM5 35H3L2 37H5ZM13 35H15V37H16V34H14V32H13ZM17 35V36H18ZM31 35H33V34H31ZM31 35H29L30 37H27V38H31V37H33V36H31ZM159 35H161V34H159ZM170 35V34H169ZM182 35H185V36H187V34H181V36ZM191 35V34H190ZM189 35V36H190ZM171 36V35H170ZM180 35H178V36H174V38L176 37H179ZM189 36H187V37H189ZM192 36V35H191ZM14 37V36H13ZM156 38L157 40L155 41V39L154 38ZM161 39V41H160V39ZM172 38V36L170 37V39L169 40H172L171 39ZM184 39H185V37H183ZM182 38V40H184ZM154 39V40H153ZM187 39V38H186ZM2 40H4V38H2ZM81 40H86L87 42H88V44L87 45H83L82 43H81ZM149 40H150V42H149ZM151 40H152V42H151ZM180 40V39H179ZM179 40H178V42H179ZM181 40V41H182ZM157 41H159V42H162V46L159 48V50H158V48H156V46L157 47H159L160 46V43L158 44V42ZM177 41V40H176ZM175 41V42H176ZM4 42V41H3ZM3 42L0 44V49L3 47ZM188 42V41H187ZM158 44V45H156V44ZM195 43V44H194ZM182 44H183V42H182ZM82 46H84V47H90V48H88V50L89 49H92L91 48V46H95V47H99V48H102V49H104V50H107V51H109V52H111V56H113V58L115 59V61L117 62V68H118V62L119 63H122L123 64V66H122V64L119 66L120 68V71H117V72H120V73H124V72H121L122 70H121V68H123L124 66H126V67H128L129 69H130V71L131 72H133L136 76H138L140 79H142L141 80V82H137V83H135V84H129V82L128 83H124L123 81H120V83L121 82H123L122 83V85L119 83V81H118V79H117V81H118V84H120V85H117V84H115L116 86H114L113 84V86H111L110 88H100V87H97V88H94V89H90V79H88V78H86L85 79V81H83L82 83H78V82H76V76H78L79 74H81V72L83 71H85L86 72V70L88 71V69L87 68H89V66H90V69H93V67L91 66V65H93V64H90V63H88V61L90 62H96V60H98V58L95 60L94 58H92V56L90 57L89 55H91V53H89V55H88V53L87 52H85L86 54L84 55V53H83V51L82 52H80V48L82 47ZM163 46V48H165ZM173 46V45H172ZM174 46H175V44H174ZM185 46H186V44H185ZM185 46H183L182 47V45H181V47L182 48H184ZM178 47H179V45H178ZM180 47V48H181ZM189 46H188V44H187V46H186V48H188ZM35 48V47H34ZM55 48V49H54ZM170 48V47H169ZM174 49H175V47H173ZM180 48H179V50H180ZM26 49V48H25ZM38 49V48H37ZM47 49H48V52H50V50H49V48L47 47L45 50L47 51ZM81 49H83V48H81ZM156 49H157V51H159L160 52V54H159V52H157L156 51ZM192 48L190 47V50H191ZM200 49V48H199ZM21 50V49H20ZM44 50V51H45ZM87 50V51H88ZM182 50H184V49H182ZM193 50V49H192ZM16 51V50H15ZM17 51H19V49H17ZM16 51V52H17ZM161 51H163V52H165V53H161ZM186 51V50H185ZM185 51H183L182 53H186ZM16 52H14V53H16ZM43 52V51H42ZM47 52V53H48ZM92 53L94 52L93 51V49H92V51H91ZM96 52V51H95ZM101 52V51H100ZM190 52V51H189ZM201 52H202V54H203V52H204V54H206V55H202L201 54ZM11 53V52H10ZM17 53H19V52H17ZM30 53V52H29ZM80 53H82L81 55L83 56V58L82 59H84V58H87V59H84V60H88L87 62H84L83 60H82V63L84 64H86L87 65V63L88 64H90L89 66H85L84 65V67H83V65H81L77 60H75L74 58H76V57H78L79 55H80ZM102 53V52H101ZM159 55H161L162 56V54H163V56H165L168 60H166L164 57V61H165V63L163 62L162 63V61L160 62V57L158 56V54ZM166 53H167V56H166ZM180 53H181V51H180ZM27 54V53H26ZM25 54V55H26ZM93 54H95L94 56H95V58H96V54L97 53H93ZM92 54V55H93ZM165 54V55H164ZM187 54V53H186ZM190 54V56H192L191 55V53H189ZM196 54V53H195ZM80 55V56H81ZM18 56V55H17ZM80 56H79V58H80ZM85 56V57H84ZM105 56H107V55H105ZM189 56V57H190ZM11 57V54H9V53H5V52H3V53H1L0 54V68L1 67H3V65H4V63L6 62V61H8L9 60V58ZM13 57V56H12ZM11 57V58H12ZM98 57V56H97ZM159 57V58H158ZM185 57V56H184ZM188 57V58H189ZM194 57V56H193ZM192 57V58H193ZM211 57V58H210ZM80 58V59H81ZM107 58H108V56H107ZM110 58V57H109ZM187 58V59H188ZM204 59H205V57H203ZM105 59V58H104ZM186 59V60H187ZM198 59H200V58H198ZM220 59V60H219ZM225 59V60H224ZM13 62H14V64L15 65H12V67L10 68V70H6V71H4L5 72V74H6V76L7 75H12V74H15L16 75V73L18 74V73H20V71H21V67L20 66H17V64L16 63H18L19 61H17L16 62V59H14V57H13ZM216 60H218V61H216ZM99 61V60H98ZM97 61V62H98ZM167 61V62H166ZM191 61H192V59H191ZM191 61H189V63L191 62ZM193 61H195V60H193ZM196 61H197V59H196ZM200 61V60H199ZM207 61V62H206ZM240 61V62H241ZM249 61H247L248 63H250ZM30 62L32 63V60H30ZM93 62V63H94ZM96 62V63H97ZM201 62V61H200ZM234 62V61H233ZM241 62V63H242ZM22 64H23V67H25V65L24 64H26V60H24L23 62H21ZM20 63V64H21ZM193 63V62H192ZM208 63V64H207ZM212 63V61L210 62V64ZM217 63H215V64H217ZM235 63L236 62H234V64H233V66H235ZM21 64V65H22ZM98 64V63H97ZM187 62H186V68L187 67H189V66H187ZM195 64V63H194ZM200 64V63H199ZM31 65V64H30ZM33 65H35V64H33ZM99 65V64H98ZM214 64L212 63V67L214 68V66H213ZM221 66L222 65H224L223 63L222 64H220ZM220 65H217V69H218V66L220 67ZM229 65H230V63H229ZM228 65V66H229ZM240 65V64H239ZM35 66H37V65H35ZM184 66H183V68H181V70L182 69H186V68H184ZM192 66H193V64H192ZM207 66H204L205 68L207 67ZM216 66V65H215ZM92 67V68H91ZM96 67V66H95ZM109 67V69H110V66H108ZM116 67V66H115ZM193 67H196V68H194V69H191V70H195V69H198V66H193ZM207 67V69H205L207 72L209 71V69L210 68H208ZM224 67V66H223ZM231 68L229 69L228 68V70H232V65L230 66ZM237 67V66H236ZM5 68V67H4ZM86 68V69H85ZM202 68V67H201ZM213 68H211L210 70L212 71V69ZM222 68V67H221ZM238 68V67H237ZM247 68H245L246 69V71H247ZM27 69V68H26ZM85 69V70H84ZM90 69H89V72H88V74L90 73V72H92L93 70H91L90 71ZM95 69V68H94ZM226 69H227V67L225 68V69H222V70H225L226 71ZM252 69V70H253ZM4 69H1V71H3ZM112 71L114 70V69H111ZM111 70H108V71H111ZM118 70V69H117ZM191 70H189L191 73H192V71ZM216 71V74H219V76L220 77H222L221 75V71H220V69H219V71H217L216 70V67L213 69V72H211V73H214L215 71ZM112 71H111V73H112ZM115 71V70H114ZM114 71H113V73H114ZM196 71V70H195ZM201 71V70H200ZM199 70H198V73L200 72ZM224 71V72H225ZM233 71V70H232ZM245 71V70H244ZM171 72V73H172ZM183 72V70L180 72V73H182ZM190 72H188V76L190 75ZM217 72H219V73H217ZM227 72V71H226ZM226 72L225 73H223L224 75L226 74ZM240 72H242V70L240 71L239 70V72L238 73H240ZM111 73H109L110 75H111ZM171 73H169L170 75H168L169 77L168 78H171L172 76V74ZM178 73V75L180 74L179 72H177ZM177 73H175L176 75H177ZM185 73V72H184ZM195 73V72H194ZM193 73V74H194ZM197 73V72H196ZM202 73V77H203V74L205 75V73H204V71H203V68H202V71L200 72V74ZM228 73V72H227ZM235 73H237V72H235ZM256 73H255V79H256ZM62 74V75H61ZM86 74H87V72H86ZM93 74V73H92ZM115 74V73H114ZM124 74H126V73H124ZM183 74V73H182ZM182 74H180V78H182V79H184V81H188L187 79V75L186 76H184V74H183V76L184 77H181V75ZM186 74V73H185ZM208 74H210V73H208ZM221 74V75H220ZM15 75H12V76H14L15 77ZM19 75H21V74H19ZM109 75V76H110ZM118 75H120L119 73L115 76V75H111V76H113L111 79H113L114 78V76L117 78V76ZM128 75V74H127ZM127 75H125V77L127 76ZM192 75V74H191ZM195 76H196V74H194ZM207 75V74H206ZM211 75V74H210ZM215 75V74H214ZM230 74H228L227 76H229ZM233 75V74H232ZM240 77H243L242 76V74L240 73ZM247 75V74H246ZM36 76H34V77H36ZM121 76V75H120ZM123 76V75H122ZM171 76V77H170ZM194 76V77H195ZM198 76H199V74H198ZM212 76H213V74H212ZM216 76H218V75H215V77L213 76V81H216L217 79H218V77H216ZM236 75L234 74V76L233 77H235ZM259 76V75H258ZM8 77V76H7ZM80 77V76H79ZM175 77H178V76H175ZM186 77V78H185ZM193 77V78H194ZM201 77V78H202ZM208 77V76H207ZM230 77V80L229 81H231V77L232 76H229ZM254 77V76H253ZM121 80H123V79H126V78H124V76H123V78L122 77H119ZM127 78H128V76H127ZM132 78V77H131ZM131 78H128V79H130V81H131ZM190 78V77H189ZM196 79L197 78H199V77H195ZM201 78H199V79H201ZM215 78H217V79H215ZM245 78V77H244ZM244 78H243V81H244ZM56 79H57V81H56ZM65 80V81H62V80ZM80 79H81V77H80ZM176 79H179V78H176ZM186 79V80H185ZM211 79V78H210ZM220 79H223V78H219L218 79V82L216 83L215 82V84H217V87L215 86V85H213L212 86V88L213 87H216V89L217 88H221V92H223V86L224 85H222V83H223V81H224V79L222 80V83H221V81H220V84H219V80ZM227 79V78H226ZM235 79H236V81H235V84H236V82L238 83L239 81H237V77H235ZM245 79H248L247 77L245 78ZM259 79V77L257 78V80ZM9 80H10V78H9ZM12 80H13V78H12ZM25 80V79H24ZM127 80V79H126ZM133 80V79H132ZM169 80H171V79H169ZM180 80V79H179ZM208 80V79H207ZM249 81H250V79H248ZM27 81V80H26ZM80 81V80H79ZM127 81H129V80H127ZM166 81H168V80H166ZM165 81V82H166ZM190 82H191V80H189ZM195 81V80H194ZM198 81H200V80H198ZM198 81H196L197 83H195V85L196 84H198ZM203 81V80H202ZM209 81V80H208ZM234 81V80H233ZM60 82V83H59ZM132 82V81H131ZM164 82V83H165ZM170 82V81H169ZM173 82V81H172ZM193 82V81H192ZM247 82V80L246 81H244L243 83H246ZM255 82H259V85H260V83H262V81H255ZM2 83V82H1ZM133 83V82H132ZM177 83V82H176ZM179 83H180V81H179ZM178 83V84H179ZM185 83V82H184ZM194 83V82H193ZM192 83V84H193ZM212 83V82H211ZM228 83V82H227ZM243 83H241L240 84V82H239V84L240 85H243ZM7 84V83H6ZM166 84H167V82H166ZM169 84V83H168ZM180 84H182V82L180 83ZM186 84V88L188 87L187 85L189 84H187V83H185ZM191 84V85H192ZM213 84V83H212ZM219 84V85H218ZM224 84V83H223ZM229 84L231 85V82H229ZM248 84H250L249 82L247 83V87H248ZM251 84H253V83H251ZM1 85V84H0ZM17 85H20V84H17ZM174 86L176 85L175 83L173 84ZM172 84H170L169 85V87H167V85H166V87L167 88H165V90H167L168 88H170V89H168V91L169 92H171V90H172V92L174 91L173 90V88H172V86H173ZM199 85V84H198ZM197 85V86H198ZM209 85V84H208ZM220 85H222V86H220ZM238 85V84H237ZM245 86H246V84H244ZM261 85H263V84H261ZM210 86V85H209ZM235 86V88H236V85H234ZM0 87H2V88H6L7 89V86L6 87H4V84H3V86L1 85ZM21 87V86H20ZM20 87H18V89L20 88ZM178 88L179 87H182V85H179V86H177ZM184 87H185V85H184ZM195 87V86H194ZM194 87H192V88H194ZM199 87V86H198ZM206 87H207V83H206ZM242 87V86H241ZM244 87V86H243ZM16 88V87H15ZM22 88V87H21ZM20 88V89H21ZM146 88H149L151 91H153V92H155L156 93V95L158 94V96L157 97H153V98H145L144 96H147V94H148V92L147 91H145L146 90ZM172 88V89H171ZM174 88H176V87H174ZM188 88H190L191 89V87H190V85H189V87ZM186 89V90H189L188 92H189V96L188 97H190V92H191V90L190 89ZM197 88V87H196ZM224 88H226V86L224 87ZM228 88H229V85H228ZM227 88V89H228ZM238 88V89H237ZM237 88H236V92H238L237 90H244L245 88H243V89H241L240 88V86L238 85L237 86ZM250 88H252V87H250ZM258 88V87H257ZM260 88H261V86H260ZM262 88H264L263 86H262ZM6 89H5V91H6ZM97 89H100V90H105V96H97ZM179 89H181V88H179ZM182 89H183V87H182ZM207 89V88H206ZM226 89V90H227ZM231 89H232V86H231ZM24 90L25 89H21V90H14L15 91V94H13V95H15L14 97H17L18 95L16 94V93H20L21 94V96H22V99H23V96L25 97V99H26V97L27 96H25V95H22V94H24V93H27L28 91V89L27 90H25V92H24ZM34 90V89H33ZM186 90H184L183 89V92L184 91H186ZM194 90V89H193ZM196 90H198V89H196ZM195 90V91H196ZM209 90H212V89H209ZM251 90V89H250ZM260 90V89H259ZM263 90V89H262ZM262 90H260V93H261V91ZM4 91V90H3ZM13 90L11 89L10 91H9V93H7L8 92V89H7V91L6 92H4L5 94H7V95H5V97H7L8 96V94H10L11 92H12ZM27 91V92H26ZM177 90H175L174 91V93L175 94H178L179 92H176ZM180 91H182V90H180ZM194 91V92H195ZM215 91V90H214ZM231 91H234V90H231ZM264 91V90H263ZM262 91V92H263ZM35 92V91H34ZM182 92V93H183ZM193 92V93H194ZM218 92H220V89H218ZM36 93V92H35ZM185 93H187V92H185ZM185 93H183V96H184V99H186L185 98V95L187 96L188 94H185ZM250 93V92H249ZM248 93V94H249ZM28 94V93H27ZM38 94V93H37ZM90 94H93V95H95V97H93L92 99H88V95H90ZM195 94V93H194ZM193 94V95H194ZM199 94V93H198ZM247 94V93H246ZM165 95V94H164ZM195 95H197V92H196V94ZM200 95V94H199ZM199 95H197V96H194V97H198ZM250 95V94H249ZM2 97H3V95H1ZM33 96H34V94H33ZM244 96H245V94H244ZM1 97V98H2ZM4 97V101H3V103L2 104H4V102H6L5 101V98ZM11 96L9 95V99L11 100V98H10ZM18 97H20V96H18ZM17 97V98H18ZM28 97H30V96H28ZM32 97V96H31ZM31 97L29 98V101L30 100H32L31 99ZM164 97V98H163ZM188 98V99H195V98ZM248 97V96H247ZM246 97V102H247V98ZM257 97V96H256ZM264 97V96H263ZM33 99L34 98H36V97H32ZM181 98V97H180ZM201 98H202V96H201ZM209 98L210 97H207V99H205V100H209ZM233 97H231V99H232ZM241 98V97H240ZM244 98V97H243ZM19 100H22V99H20V98H18ZM37 99V98H36ZM181 99H183V97L181 98ZM196 99H198V98H196ZM196 99L194 100V103H195V101H196ZM203 99V98H202ZM211 99V98H210ZM230 99V101H232ZM256 99V98H255ZM7 100V99H6ZM13 100V99H12ZM204 100V99H203ZM0 101H1V99H0ZM8 101V100H7ZM23 101V100H22ZM198 101V100H197ZM196 101V102H197ZM200 101H201V99H200ZM9 102V101H8ZM7 102V103H8ZM26 101H23V103H25ZM199 102V101H198ZM202 102V101H201ZM204 102V101H203ZM202 102V103H203ZM235 102V101H234ZM253 103H254V101H252ZM262 102V101H261ZM0 103V104H1ZM232 103H233V101H232ZM249 103H251V102H248V105H249ZM252 103V104H253ZM1 104V105H2ZM201 104V103H200ZM205 104H207V103H205ZM246 104V103H245ZM244 104V105H245ZM255 104V103H254ZM257 104V103H256ZM1 105H0V107H1ZM248 105H246L247 107H250V108H254L253 107V105L251 106H248ZM23 106V105H22ZM198 106V105H197ZM230 106H232L231 105V103H230ZM242 106H243V104H242ZM41 108V109H44V108ZM210 107H212V106H209V110L211 109ZM233 107V106H232ZM244 107V106H243ZM37 108L39 109V107L37 106ZM36 108V109H37ZM56 108V109H55ZM195 108V107H194ZM197 109H198V107H196ZM213 108V107H212ZM2 109V108H1ZM37 109V110H38ZM197 109H195V111L197 112H199V110H200V107H199V109L197 110ZM205 109V115H206V113L208 112L209 113V111H208V109H207V107H205L204 108ZM204 109H202V111L204 112ZM207 109V110H206ZM231 109V108H230ZM232 109H234V108H232ZM242 109V108H241ZM240 109V110H241ZM245 109H247V108H245ZM256 109H257V107H256ZM40 110V109H39ZM191 109H188V111H190ZM216 110V109H215ZM235 110V109H234ZM250 111H251V109H249ZM32 111H33V108H32ZM40 111H42V110H40ZM45 111V110H44ZM92 112V113H89L88 114V112ZM201 111V110H200ZM213 110L211 109V113H213L212 112ZM243 111V110H242ZM248 112V109H247V111L245 112V111H243V114H244V118L247 116V115H249L248 113H250L251 114V112ZM252 111H253V109H252ZM11 111L10 110H8V109H2L1 111H0V123H2V124H7V121L8 120H10V121H13V119H15L14 117H13V114L12 113H10ZM25 112H28L27 110L25 111ZM196 113V115L198 114H200V112L199 113ZM230 112H232L233 113V111H228V115L229 116H227L228 117V119L233 115L232 113V115L230 114ZM236 112H237V114H238V111L236 110ZM236 112H235V114H236ZM248 112V113H247ZM255 112V111H254ZM254 112H253V114H254ZM260 112L261 113H263L264 114V112H262L261 110H260ZM28 113H30V112H28ZM27 113V114H28ZM193 113V112H192ZM218 112H215V114H217ZM245 113H247L246 115H245ZM256 113L258 114L259 112H257L256 111ZM260 113V114H261ZM144 114V113H143ZM214 114V113H213ZM214 114V115H215ZM223 114V113H222ZM30 115V114H29ZM32 115V114H31ZM219 115H220V113H219ZM231 115V116H230ZM239 115H242V113L241 114H238V115H233L234 117H236V119H238L237 117L239 116ZM148 116V117H149ZM169 116V115H168ZM191 116V115H190ZM202 116H204V113H202L201 115H199V117H201V119H203V121H204V119L206 120V118H208V116H210V118L212 119V117H213V115L211 116V115H209V114H207L206 116H204V117H206V118H202ZM232 116V117H233ZM263 117V120H264V116L261 114V115H258V118L259 117ZM8 118V120L6 121L4 118ZM143 117H146L145 115L143 116ZM142 116L141 117H139V118H143ZM187 117V116H186ZM189 117V116H188ZM188 117H187V119H188ZM194 117H195V115H194ZM233 117V119H235ZM242 117V116H241ZM248 118H250V115L249 116H247ZM138 118V119H139ZM191 118V117H190ZM198 118V117H197ZM218 117H216V120H218L217 119ZM240 118V117H239ZM251 118H253V117H251ZM255 118V117H254ZM254 118H253V120H252V123H254L255 125L254 126H258L255 122H254ZM257 118V116H256V118H255V120L256 119H258ZM232 119V120H233ZM241 119H243V117L241 118ZM241 119H238V120H241ZM89 120H92L93 122V124L96 126V129H98L97 131H95V129H92V130H90V129H86L85 127H80L81 125H82V123H84L85 121H89ZM154 120V121H155ZM209 122H210V119L208 118L207 119ZM214 122H215V119H214V117H213V119H212ZM211 120V121H212ZM238 120H236V122H238ZM249 120V119H248ZM259 120H261V119H259ZM181 121V120H180ZM192 121H194V120H192ZM250 121V120H249ZM147 122H149V121H147ZM195 122H199L198 121V119H197V121L195 120L194 121V124H195ZM209 122H207V123H209ZM240 122V121H239ZM242 123H243V121H241ZM241 122L239 123L240 125H242L241 124ZM251 122V121H250ZM256 122H258L257 120H256ZM196 123V124H197ZM228 123H229V121H228ZM227 123V124H228ZM232 123V122H231ZM252 123H249V124H252ZM138 126H139V124L138 123H136ZM141 124V123H140ZM144 124H145V122H144ZM154 124V123H153ZM172 124V123H171ZM210 124H212L211 122H210ZM214 124V123H213ZM244 124V123H243ZM264 124V123H263ZM129 125V127H133V128H131V129H133L132 131V133L134 134V142H136V147H135V150L137 151V154L136 155H130V156H128V157H124L123 155L125 154V152L126 151H124L123 150V147L125 146V145H127V144H129V142H127V141H125V136H126V133H127V126ZM143 125V124H142ZM147 125V124H146ZM163 125V123L161 124V126ZM168 125H169V123H168ZM193 125V124H192ZM65 126H63V127H65ZM186 126H187V124H186ZM198 126V125H197ZM196 126V127H197ZM211 126H213L214 127V125H211ZM234 126H236V125H234V123H233V127ZM245 126V125H244ZM251 126V125H250ZM170 127H171V125H170ZM246 127H247V125H246ZM261 127V124H260V126H259V128ZM30 128V127H29ZM32 128V127H31ZM215 128V130L214 131H218L216 128H218V127H214ZM159 129V128H158ZM188 129V128H187ZM207 129V131L209 130L210 131V129H208V128H206ZM205 129V130H206ZM219 130H220V128H218ZM258 129V128H257ZM204 130V131H205ZM229 129H227V131H228ZM246 130V129H245ZM245 130H243L242 129V131H245ZM250 130V129H249ZM248 130V131H249ZM137 131V132H136ZM138 131H140V132H138ZM203 131V132H204ZM208 131V132H209ZM213 131V132H214ZM210 132H212V130L210 131ZM220 132H222V133H225V131H220ZM229 132V131H228ZM139 133V134H138ZM184 133V132H183ZM215 133V132H214ZM218 133V132H217ZM246 133V132H245ZM245 133H243V134H245ZM248 133H250V134H254V136H255V132L254 133H252L251 132V130H250V132H248ZM216 134V133H215ZM214 134V135H215ZM225 134H227V133H225ZM259 134H260V131H259ZM205 135H207V134H205ZM216 135H218V134H216ZM222 134H220V136H221ZM224 135V134H223ZM231 134L229 133V136H227L226 137V135H225V137L226 138H228V137H230L229 139L231 140H229V142H234V140H233V137H232V135L230 136ZM246 135H247V133H246ZM133 136V135H132ZM211 137H213L212 135H210ZM219 136V135H218ZM199 137V136H198ZM217 137V136H216ZM224 137V136H223ZM242 137V136H241ZM261 137V136H260ZM203 138V137H202ZM209 138V137H208ZM208 138H205V139H208ZM214 138V137H213ZM221 138V137H220ZM220 138H217V140L218 139H220ZM225 138V139H226ZM80 139V140H79ZM216 139V138H215ZM223 139L224 138H222V141H223ZM224 139V140H225ZM235 139V138H234ZM242 140H243V138H241ZM241 139H239V140H241ZM86 140H88V139H86ZM211 140V139H210ZM214 140V139H213ZM217 140H216V142H217ZM82 141V140H81ZM150 141H155V144L153 145V146H148V142H150ZM215 141V140H214ZM219 141V140H218ZM237 141V140H236ZM235 141V142H236ZM251 141V140H250ZM83 142V141H82ZM220 142V141H219ZM228 142V143H229ZM239 142H242V141H239ZM238 142V143H239ZM244 143H245V141H243ZM258 142V141H257ZM74 143V142H73ZM76 143V142H75ZM74 143V144H75ZM238 143H237V145H238ZM200 144V143H199ZM198 144V145H199ZM231 144V143H230ZM233 144V143H232ZM204 145V144H203ZM227 145V144H226ZM231 146V145H230ZM247 146V145H246ZM227 147H228V145H227ZM251 148V147H250ZM202 149V148H201ZM204 149V148H203ZM202 149V150H203ZM253 149V148H252ZM257 150H259L260 148H256ZM263 150H264V148H262ZM201 150V151H202ZM257 150H255L254 149V151H257ZM261 150V149H260ZM114 151V150H113ZM2 151H0V153H1ZM5 152V149L3 148V153ZM197 152V151H196ZM249 152V151H248ZM253 152V151H252ZM259 152V151H258ZM235 153V152H234ZM254 153V152H253ZM261 153H262V150H261ZM111 154V155H112ZM198 154V153H197ZM223 154V153H222ZM225 154H227L228 155V153H225ZM237 154V153H236ZM2 155V154H1ZM32 155H34V153H32ZM31 155V156H32ZM224 155V154H223ZM231 155V154H230ZM230 155H228V156H230ZM239 154H237V156H238ZM30 156V157H31ZM219 156V155H218ZM228 156H225V157H227V158H225L224 156V158L225 159H228V158H233V156H234V154L233 155H231L232 157H228ZM253 156V155H252ZM255 156H256V154H255ZM255 156H253V158L250 156L248 159L251 161V159H254L255 158ZM263 156H264V152H263ZM263 156H261V157H263ZM65 157H68V158H74V159H77V163H83V162H91L92 163V161H94V164H93V167L94 166H96V164L95 163H97L96 161H98V159H96V158H94V157H91V156H87V155H78V156H73V155H68V156H65ZM221 156H219V158H220ZM222 157V158H223ZM235 157V156H234ZM239 157V156H238ZM260 157V158H261ZM5 158V157H4ZM212 158H214V157H212ZM221 158V159H222ZM236 158V157H235ZM234 158V159H235ZM259 158V159H260ZM88 159V160H87ZM202 159V158H201ZM224 159V160H225ZM229 159V160H230ZM234 159H233V162H235L234 161ZM238 159V158H237ZM258 159V158H257ZM262 159V158H261ZM209 160V159H208ZM223 160V161H224ZM236 160V159H235ZM246 160L247 159H245V161H243V163L244 162H246ZM249 160L247 161V162H249ZM263 160V159H262ZM215 161H216V159L215 160H211V162L212 163H215ZM222 161V160H221ZM221 161H219V162H221ZM228 160H226V162H227ZM230 161H232V160H230ZM242 161V160H241ZM241 161H240V163H241ZM253 161V160H252ZM252 161L251 162H249V166H250V164L252 163ZM256 161V160H255ZM102 162V163H101ZM218 162V163H219ZM229 162V161H228ZM233 162L230 164V166L231 165H234L233 164ZM257 162L258 161H256L255 163H256V166H260V165H257ZM3 164H5L4 166H8V165H6L7 163L5 162H2ZM1 163V164H2ZM202 163H204V161H201V165H203ZM225 163V162H224ZM223 163V165L226 167L227 165H225ZM230 163V162H229ZM228 163V164H229ZM237 163H238V161H237ZM2 164V165H3ZM209 164H210V162H209ZM221 164H222V162H221ZM221 164H219V165H221ZM259 164H261V160H260V162H259ZM77 165V164H76ZM213 165H215V164H213ZM218 164H217V167L219 166ZM244 165V164H243ZM243 165H239V166H241L240 168H242V167H244ZM1 166V165H0ZM204 166V165H203ZM207 166V165H206ZM216 166V165H215ZM230 166L228 165V168H230ZM248 166V167H249ZM169 167V166H168ZM214 167V166H213ZM246 167V166H245ZM245 167L243 168L244 169V171H246L245 170ZM247 167V168H248ZM251 168L253 167L254 169H255V166L254 165H251L250 166ZM262 167V166H261ZM5 168V167H4ZM203 168V167H202ZM204 168H207V167H204ZM222 168V167H221ZM220 168V169H221ZM231 168H232V166H231ZM234 168L235 169H237V167H235L234 166ZM240 168H238L239 170H240ZM195 169V170H194ZM211 169V168H210ZM213 169V168H212ZM220 169H218V171L220 170ZM262 169V171H263V167L261 168ZM260 169V170H261ZM11 170H13V169H11ZM72 170V169H71ZM76 170H78L79 171V169H75L74 168V172H77ZM96 170V169H95ZM217 170V169H216ZM223 170L226 172V170L223 168ZM222 170V171H223ZM230 170V169H229ZM229 170H227V171H229ZM238 170V171H239ZM248 170L250 171V168H248ZM252 170V169H251ZM257 170L258 171H260L259 170V168H257ZM257 170H255V171H257ZM4 171H7V170H4ZM13 171H15V170H13ZM23 171V170H22ZM204 171V170H203ZM212 171V170H211ZM217 171V173L218 174H216V175H218V177H220L219 176V174L222 172L221 170H220V172H218ZM237 171V172H238ZM252 171H254V170H252ZM251 172V174H249V172H248V175H250V177H252L251 175H252V173H255V174H259V175H261L260 173H257V172ZM261 171V173H262V175L264 174V172H262ZM2 172V171H1ZM70 172V171H69ZM69 172L67 173V176H68V184L69 185H71L72 187H73V189L74 188H77L79 185H82L83 184V182H84V179H83V177L82 176H78V175H75V174H77V173H73V170H72V172H70V174H69ZM96 172V171H95ZM98 172V171H97ZM202 172V171H201ZM225 172H224V174H222L221 175V179H222V182H220V183H222V186H223V184H224V182H223V177H226V175H225ZM230 172V171H229ZM17 173V175H18V172H16ZM26 173V172H25ZM80 173V172H79ZM78 173V174H79ZM176 173V172H175ZM195 173L197 174V172L195 171ZM194 173V174H195ZM200 173V172H199ZM203 173V172H202ZM216 173V172H215ZM227 173V172H226ZM232 174H233V172H231ZM240 173H241V171H240ZM1 174V173H0ZM3 174V173H2ZM8 174H10V172L9 171H7V172H4V176L6 175H8ZM24 174V173H23ZM201 174V173H200ZM214 174V173H213ZM254 174V175H255ZM11 175H14L13 173H11ZM21 175V174H20ZM79 175H81V174H79ZM223 175H225V176H223ZM228 175V174H227ZM238 175H240V174H237V176ZM246 175V174H245ZM248 175H246L247 177H249ZM253 175V176H254ZM259 175L258 176H256V177H259ZM260 176L261 178H263V176ZM2 176V175H1ZM9 176V175H8ZM24 176V175H23ZM22 176V177H23ZM182 176L180 177V178H182ZM223 176V177H222ZM230 175H228L227 177H229ZM233 176H234V174H233ZM11 177V176H10ZM14 177H16V176H13V178ZM217 177V176H216ZM217 177V178H218ZM236 177V176H235ZM234 177V178H235ZM239 177V176H238ZM241 175H240V181L238 182V181H236L235 179L233 180V181H236V183H233L231 180V176L228 178V180H227V182L229 183V180L233 183H231L232 184V186H235V184H238V183H240L241 182V180H243V179H241ZM6 178V177H5ZM125 178V177H124ZM127 178V177H126ZM188 178H190V177H188ZM237 178V177H236ZM244 178V177H243ZM255 178V177H254ZM253 178V179H254ZM9 179V178H8ZM12 179V178H11ZM11 179H10V181H11ZM186 180H187V178H185ZM226 179V178H225ZM264 179V178H263ZM0 180H1V178H0ZM3 180V179H2ZM0 181V182H2L3 183V181ZM17 179H15V182L17 183V181H16ZM184 180V178L182 179V181ZM190 180V179H189ZM193 180V179H192ZM191 180V181H192ZM220 180V179H219ZM239 180V179H238ZM255 180H256V178H255ZM254 180V181H255ZM9 180L7 181L8 183H6V184H9V182H10ZM13 181V180H12ZM21 181V178H20V180H19V182L17 183V184H19V183H21L20 182ZM127 181V180H126ZM126 181H124L123 180V183L124 182H126ZM179 181V180H178ZM185 181V180H184ZM183 181V182H184ZM217 181V180H216ZM248 181V180H247ZM246 181V182H247ZM259 180H256V182H258ZM264 182L262 179H260V182ZM14 182V183H15ZM195 182V181H194ZM201 182V181H200ZM248 182H250V180L248 181ZM178 182H176L175 184V187H177L176 189H178V185L179 184H182V183H178ZM217 183H218V181H217ZM245 183V182H244ZM1 184V183H0ZM5 184V183H4ZM226 184V189H228L229 187H230V183L228 184V188H227V183H225ZM225 184H224V186H225ZM241 185H242V183H240ZM239 184V185H240ZM249 184H252V183H249ZM258 185V183H255L254 184V186L255 185ZM260 184V183H259ZM262 184V183H261ZM11 185V184H10ZM174 185V184H173ZM172 185V186H173ZM240 185V186H241ZM245 185V184H244ZM263 185V187H264V184H262ZM17 186V185H16ZM20 186H21V184H20ZM180 186V185H179ZM192 186H193V184H192ZM223 186V187H224ZM231 186V190L229 189V192L231 191V193H232V190L233 191H235V189H237L238 187V192H240L239 190H241L240 189V186H236L237 188H234V187H232ZM246 186H251V185H246ZM259 186H261V185H258V186H255V187H253V184H252V187H250L249 189L251 190H253V188L255 189L256 187H258V188H260ZM1 187V186H0ZM7 187V186H6ZM111 187H114V190H115V185L113 184ZM110 187V188H111ZM116 187H118L119 188V185L118 186H116ZM174 187V186H173ZM181 187H183L182 185H181ZM245 187V186H244ZM263 187H262V189H263ZM2 188V187H1ZM0 188V189H1ZM14 188V187H13ZM12 188V189H13ZM18 188V187H17ZM16 188V190H18ZM22 188V187H21ZM118 188H116V189H118ZM173 189V191H174V188H170V190H172ZM182 189V188H181ZM184 189H186V187L184 188ZM222 190L221 189V187H220V190H222L221 191V193L222 192H224L225 191V193H227L226 191L227 190ZM262 189H261V195L263 194V191H262ZM5 190H7L6 188H5ZM15 190V189H14ZM19 190H20V188H19ZM111 190H113V188H111ZM249 190V191H250ZM251 190V191H252ZM257 190H259V189H257ZM9 191V190H8ZM7 191V192H8ZM22 191V190H21ZM251 191H250V196L252 195L251 194ZM254 191H256V190H254ZM171 192V191H170ZM177 192H178V190H177ZM183 192V191H182ZM215 192H216V190H215ZM228 192V193H229ZM242 192H243V189H242ZM242 192H240V193H238V194H243ZM253 192V191H252ZM9 193V192H8ZM17 193V192H16ZM224 193V196H228V195H226ZM227 193V194H228ZM230 193V194H231ZM237 192H234V196H229L230 198H232L233 197V201H234V203L232 204V202L233 201H230L231 202V204H232V206H233V211H229L228 210V212H232L233 213V217H232V219L230 218V221H232V222H229L228 223V229L225 227V229H227V231H228V235L227 236H225V234L223 235L224 236V239H223V241H225L226 242V245H224V246H226V251H224V252H222V253H220V254H222V256H221V258H222V260H223V262H225L226 264H264V204H262V203H259L258 204V207H257V203L259 202V201H261V200H263V197L260 199L259 198V200H258V198H256L258 195H256L257 193H255V197L254 198H252V199H256V200H258V202L255 204V206H253L254 204H253V202H252V209H255V211L254 212H256V210H258L257 212H256V214L255 213H253V214H251V213H248V212H250V211H248V209H244L242 206H243V204H241L242 202H243V197L242 198H240L241 196H243V195H237L236 194ZM247 193V192H246ZM258 193V194H259ZM13 194H14V191H13ZM182 194V193H181ZM233 194V193H232ZM221 195H223V193L221 194ZM245 195V194H244ZM247 195V194H246ZM2 196V195H1ZM21 197L22 198V200L23 199H25V198H27L28 196L27 195H25V194H19V195H16V197ZM170 197L172 196V195H169ZM179 196V195H178ZM187 196V195H186ZM223 196V198H225ZM6 197V196H5ZM167 197V196H166ZM239 197V198H238ZM259 197H261L260 195H259ZM48 198L50 199V200H53V199H55V195L53 194V193H51V192H48ZM167 198H169V197H167ZM172 198V197H171ZM183 198H184V196H183ZM188 198V197H187ZM166 199V198H165ZM170 199V198H169ZM168 199V200H169ZM181 199V198H180ZM185 199H186V197H185ZM184 199V200H185ZM239 200L240 199V202L239 201H235V200ZM7 200V199H6ZM221 200H222V198H221ZM220 200V201H221ZM226 201V199H223L222 201ZM228 200V199H227ZM232 200V199H231ZM1 201V200H0ZM166 202H167V200H165ZM170 201H172L171 199H170ZM183 201V200H182ZM219 201V200H218ZM229 201V200H228ZM242 201V202H241ZM249 202V200H244V204H245V202ZM185 202V201H184ZM239 202V203H238ZM251 202V201H250ZM262 202V201H261ZM264 202V201H263ZM1 203V202H0ZM77 203V204H78ZM136 203V202H135ZM135 203H133V204H135ZM186 203V202H185ZM221 203V202H220ZM226 203V202H225ZM12 204H14V203H11V205ZM79 204V205H80ZM175 204V203H174ZM173 204V205H174ZM222 204H224V202L222 203ZM229 204V203H228ZM247 204V203H246ZM16 204H14V206H15ZM79 205H76V206H78L79 207ZM135 205H137V204H135ZM193 205V204H192ZM225 205V204H224ZM224 205H223V207H224ZM69 206V205H68ZM150 206H152L151 204H150ZM150 206L148 207V208H150ZM153 206H154V209H155V207L157 206H155V204H153ZM175 206H176V204H175ZM185 206H187V205H185ZM194 206H195V204L193 205V208H194ZM226 206H229V205H227V203H226ZM225 206V207H226ZM246 206V205H245ZM244 206V207H245ZM248 206H249V204H248ZM77 207V208H78ZM143 207H145V206H142V207H139V208H132V209H130V211L132 212L131 214H132V216L133 217H138L139 218V220L138 221H136V224L133 226V227H125L124 225H119V224H116V222L114 223L112 220H110L111 222H109V221H107L108 223H109V227L107 228V227H101L100 226V228H104V230H106L105 228H107V230L106 231H102L103 233H102V235H100V237H95V236H93V238H95L96 240H99V241H103V242H105V243H108L110 246H111V249L109 250H106V248L104 249L103 247H101V248H99V247H96V246H94L93 244H90V243H88V242H86V241H84V240H86V234L87 233H85V232H89L87 229L88 228H90L89 226L86 228V230H84L83 229V231H85V232H81V233H79V235L77 234L76 236H75V238H73L72 239V236H71V239H69V238H67V239H69V240H67V242H69L70 240H73L74 242H75V240L76 239H78L79 241L77 242L78 243V245L81 247L80 249L79 248H77V247H68L67 245V243H65L66 245H64V246H60V245H54V244H52L51 242L52 241H50V239H49V235L47 236L48 238H46V236H43V234L45 235L46 233L45 232H47V230H45L44 231V229H43V231H42V233H40L41 234V236L40 237H42L43 238V242H44V244H42V246L41 247H37V244L35 245H33L32 244V242L33 241H29V245H27V246H25V244L24 245H22L23 243L21 242V244L20 245H22V246H19V247H21L22 249H24L26 252L28 251V253H29V250H31V249H33V250H36V254L29 260V259H27L26 260V257H25V259H23V258H21V257H18V259L17 258H14L15 260H18L19 262H21V261H23L22 263L24 264H41V262L42 261H45L46 260V264L49 262V260H50V264H83V263H85V264H137L136 262H135V260H134V257H136V251H135V246H137V245H135L134 244V233L139 229V228H141V226L145 223V221H146V219H145V217H146V215H149V216H153V213L152 212H155L154 211V209L153 208H151L150 209V211H149V213H146L145 211H144V208ZM195 207H198V206H195ZM224 207V210H226V209H228V207L227 208H225ZM231 207V206H230ZM253 207H255V208H253ZM13 208V207H12ZM76 208V209H77ZM184 208H186V207H184ZM243 208V209H242ZM247 208H250V206L249 207H247ZM258 208V209H257ZM183 209V208H182ZM192 210V209H191ZM250 210V209H249ZM3 211H4V209H3ZM9 211H11V210H9ZM200 211V210H199ZM216 211V210H215ZM248 211V212H247ZM28 212V211H27ZM188 212V211H187ZM193 212V211H192ZM227 212V211H226ZM185 212H181V214H184ZM204 213V212H203ZM180 214V215H181ZM196 214H200V213H196ZM249 214H251L252 216H255L256 215V217H254L255 219H251V216L249 215ZM191 214H189V217H193V215L192 216H190ZM195 215V214H194ZM178 216V215H177ZM182 216H184V215H182ZM182 216H181V220H177L176 221V223H178L179 221H181L182 223H183V219H182ZM188 216V215H187ZM187 216H185V217H187ZM196 216H199V215H196ZM64 217V216H63ZM185 217H183V218H185ZM189 217H187V219L188 220H190L189 219ZM227 217V216H226ZM228 217H230L229 215H228ZM228 217L227 218H225V216H224V218L226 219V220H228ZM178 218V217H177ZM180 218V217H179ZM196 219V218H198V217H193L192 219ZM223 218V217H222ZM224 218H223V220H224ZM191 219V220H192ZM203 219V218H202ZM156 220V219H155ZM198 220H200L201 221V219H197L196 221H198ZM206 220V219H205ZM225 220V221H226ZM44 221V220H43ZM48 222V220H45V223L44 222H41V226H39V228L40 227H42V223H44L45 225H47V224H49V223H47ZM157 221V220H156ZM170 221V220H169ZM193 221V220H192ZM203 221V220H202ZM106 222V223H107ZM168 222V221H167ZM186 222H188L187 220H186ZM193 222H195V220L193 221ZM228 222V221H227ZM227 222H224L225 224H227ZM160 223L161 224H163L162 222H160L159 221V225H160ZM182 223H179L180 225H182ZM202 223V222H201ZM230 223H231V225H230ZM156 224L157 223H155L154 225L156 226ZM169 224H171V223H169L168 222V224L166 223V224H164V226H162V228H164V227H167V230L168 229H170L171 228V226H173V223L171 224V226L169 225ZM188 224V223H187ZM206 224V223H205ZM44 225V226H45ZM145 225V224H144ZM143 225V226H144ZM168 225V226H167ZM184 225V224H183ZM200 225V224H199ZM204 225V224H203ZM210 225V224H209ZM48 226V225H47ZM55 226V225H54ZM54 226L53 227H50V226H48L49 228H53L52 230V232L54 233V232H58V229H59V227L58 228H56V231L54 230L55 228H54ZM57 226V225H56ZM191 226V225H190ZM190 226H187V227H190ZM205 226V225H204ZM207 226V225H206ZM70 227H72V225L71 226H65V227H63L62 229H60L59 231L61 232L62 230L64 231H62V235H63V237H65L66 236V234L69 232L68 231V228H70ZM160 227V226H159ZM170 227V228H169ZM183 226H181V228H182ZM208 227H210V226H208ZM42 228H44V227H42ZM45 228H47L46 226H45ZM173 228V227H172ZM171 228V229H172ZM203 228V227H202ZM67 229V231L68 232H66L65 230ZM71 229V228H70ZM148 229H150V228H148ZM184 229V227L182 228V230ZM187 229V228H186ZM186 229L185 230H181V233L182 232H184V231H186ZM190 229V228H189ZM217 229V228H216ZM50 230V229H49ZM72 230V232L74 233V232H76V230L74 229V228H72L71 229ZM152 230H153V227H152ZM158 230H160V232H156V235H158L159 236V238L161 239V236L165 233V232H161V229H159L158 228ZM173 230V229H172ZM200 230H203V229H201V227H200ZM149 232H150V230H148ZM191 231H194V230H191ZM207 230L205 229L204 230V233L206 232ZM208 231H210V229L208 230ZM212 231V230H211ZM4 232H6L7 233V231H4ZM59 232V233H60ZM93 232V231H92ZM152 232V231H151ZM154 232V233H155ZM169 232H171L170 230H169ZM169 232H166V233H169ZM187 232V231H186ZM218 232V231H217ZM58 233V234H59ZM77 233V232H76ZM153 233V234H154ZM160 233H162V234H160ZM172 234H173V232H171ZM199 233V232H198ZM212 233H213V237H214V232L212 231ZM50 234V233H49ZM61 234V233H60ZM153 234L151 235V233H150V235H151V238L153 237L154 238V236H153ZM206 235H209V234H211V232H209L208 234H207V232L205 233ZM218 234V233H217ZM52 235V234H51ZM173 235H176V234H173ZM183 235V236H182ZM182 235H180V237L181 238H184V233H182ZM212 235V234H211ZM210 235V236H211ZM60 236V235H59ZM157 236V237H158ZM73 237H74V235H73ZM91 237H92V235H91ZM147 237V236H146ZM157 237H155L154 239H156L157 240ZM179 237V238H180ZM200 237V235L197 237L198 239H199V241L201 240V238H199ZM212 237V236H211ZM212 237V238H213ZM227 237V238H226ZM27 238H29V237H27ZM31 238V237H30ZM42 238H40V241H42ZM50 238H52V237H50ZM137 239H139L140 240V238H141V236H139V238L138 237H136ZM150 238V236L148 237V239ZM165 238V235H164V237H163V239ZM196 238V239H197ZM206 238H209L208 236L206 237ZM226 238V239H225ZM22 239H26L25 237L24 238H22ZM61 239V238H60ZM75 239V240H74ZM147 239V238H146ZM147 239V240H148ZM162 239V240H163ZM197 239V240H198ZM204 239V238H203ZM202 239V240H203ZM216 239H217V237H216ZM221 239V240H222ZM30 240H34L33 239V237H32V239H30ZM35 240H37V239H35ZM34 240V241H35ZM63 239H61V241H62ZM65 240H66V238H65ZM139 240H137V241H139ZM182 240H185V238L184 239H182ZM182 240H181V242H180V246H181V244L184 242H182ZM188 240V239H187ZM193 240H195V237L193 238ZM196 240V241H197ZM209 240V239H208ZM145 241V240H144ZM143 241V242H144ZM149 241V240H148ZM147 241V242H148ZM161 241V240H160ZM186 241V240H185ZM204 242H206V240H203ZM31 242V243H30ZM35 242H37V241H35ZM63 242V241H62ZM62 242H60L61 244H62ZM149 242H152V239L149 241ZM167 242H169V241H167ZM172 243H173V241H171ZM5 243H6V241H5ZM63 243V244H64ZM72 242H70L69 244H71ZM139 243V245L141 244L140 242H138ZM138 243H136V244H138ZM172 243H170L169 245L171 246V244ZM195 243V242H194ZM212 243H213V241H212ZM150 244V243H149ZM151 244H153L154 245V243L152 242ZM175 244V243H174ZM195 244H197V242L195 243ZM206 244H207V242H206ZM218 244V243H217ZM3 245H5L4 244V242H3ZM3 245H0V252L1 253H3V250H2V247H3ZM139 245L137 246V248L139 247ZM148 245V244H147ZM157 245V244H156ZM184 245L186 246L187 244H185V243H183V248H184ZM65 246H67V248L65 247ZM151 246V245H150ZM158 247H159V245H157ZM173 246V245H172ZM175 246V245H174ZM173 246V247H174ZM178 246V245H177ZM181 246V247H182ZM190 246V245H189ZM188 246V247H189ZM196 246V245H195ZM223 246V247H224ZM147 248H149V245H148V247ZM159 248H161V247H159ZM164 248V246H162V249ZM168 248V247H167ZM182 248V249H183ZM190 248V247H189ZM189 248H187V249H189ZM219 248V247H218ZM222 248V247H221ZM220 248V250H223V249H221ZM6 249V248H5ZM5 249H4V251H5ZM161 249V250H162ZM166 249V248H165ZM174 249V248H173ZM193 249H194V245H193ZM200 249V248H199ZM203 249H205L204 247H203ZM210 249H212L211 247L209 248V250ZM2 250V251H1ZM139 250V249H138ZM159 250V249H158ZM160 250V252H163V251H161ZM164 250V249H163ZM168 250H169V248H168ZM179 250H181V249H179ZM184 250V249H183ZM194 250H196V249H194ZM193 250V251H194ZM166 251H167V249H166ZM202 251H204V250H202ZM201 251V252H202ZM211 251V250H210ZM210 251L208 252H206V251H204L202 254L204 255H206V254H208V253H210ZM30 252H34V251H30ZM139 252H140V250H139ZM158 252V251H157ZM200 251H198V252H196V253H198L197 255L200 257V255H201V252L199 253ZM1 253H0V264H3V258H2V255H1ZM9 253H12V250L10 251H7V253H6V255L7 256H9L10 255V257H11V255H13V254H9ZM20 253H22V252H18V254L20 255ZM60 253H63V255H64V257L62 258V257H60L59 256V254ZM180 254L182 253V252H179ZM178 253V254H179ZM184 253V252H183ZM30 254V253H29ZM192 254V253H191ZM200 254V255H199ZM211 254V253H210ZM193 255H195V254H193ZM192 255V257H194L195 258V256H193ZM209 255V254H208ZM20 256H24V254L22 253V255H20ZM202 256V255H201ZM164 257V256H163ZM9 258V257H8ZM190 258V257H189ZM196 258H197V256H196ZM195 258V260L194 261H198L199 260V258H198V260ZM218 258V257H217ZM20 259H23V260H20ZM203 259V258H202ZM205 259V258H204ZM25 260V261H24ZM173 260H176L175 258L173 259ZM10 261V264H12V262L13 261H11V260H9ZM17 261V262H18ZM48 261V262H47ZM156 261V260H155ZM167 261V260H166ZM166 261L165 262H163L164 264H167L166 263ZM202 261V260H201ZM208 262V261H207ZM210 262H212V264H214L213 262L214 261H210ZM219 262V261H218ZM8 263V262H7ZM15 263V262H14ZM13 263V264H14ZM154 263V262H153ZM156 263V262H155ZM162 263V262H161ZM176 263V262H175ZM196 263V262H195ZM198 263H199V261H198ZM197 263V264H198ZM209 263V262H208ZM5 264V263H4ZM9 264V263H8ZM201 264H206V263H202L201 262Z\"/></svg>", "mask_w": 264, "mask_h": 264}]
</instances>
